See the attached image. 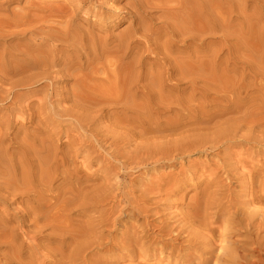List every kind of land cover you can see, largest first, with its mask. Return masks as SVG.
I'll use <instances>...</instances> for the list:
<instances>
[{"label": "bare ground", "instance_id": "1", "mask_svg": "<svg viewBox=\"0 0 264 264\" xmlns=\"http://www.w3.org/2000/svg\"><path fill=\"white\" fill-rule=\"evenodd\" d=\"M86 1V0H85ZM94 1V2H93ZM87 0V3H88V5L90 4L91 5V3H92V5L95 3V1L97 2V3H99L100 2V4H101V1L103 2V0H99V2H98V0ZM240 1H242V0H240ZM245 1V3L244 4H246V1L247 0H244ZM258 1V0H257ZM0 2H2L1 0H0ZM6 3V1H3V3ZM261 3H262V1H260ZM239 0H126L125 1V6H124V9H125V12H126V14L124 15V16H121V19L120 20H118L117 22H121L122 21V19H129L128 21L129 22H127V20H126V22H127V26L126 27H124V28H126L125 30H124V28H123V30H121V31H123V32H119V34L117 35L116 34V36H112V37H110V35H109V37H108V35L106 36V37H104V36H102L101 38L100 37H98L99 36V34L98 35H93L92 33L93 32H90V30H81V29H79V27H78V29L77 28H73L72 27V29L69 31V29L67 28V26H65V27H63V30L64 31H62L61 32V30L60 29H58V35L61 33V35H59V36H61V38L60 37H58V38H55V37H50L51 39L52 38H55V39H52L51 40V43H50V48L48 49L47 47H46V45H45V47H44V45H43V50H44V48L46 49V51H45V53H43L42 55L40 54H37L38 53V51L40 50V47H42V46H37L36 45V43L35 42H33V45H36L37 47H39V50L38 51H36V49L34 50V51H36L37 53V55L35 56V55H32V51H30L32 48H28L27 46H22V48H21V50H23V47H27L29 50H27V52L28 51H30V52H28V53H30V55H24L23 57H29V56H31L32 58H34V59H32V60H30V58H29V62H28V60L27 59H25L24 60V62H26V63H28L29 65H31L32 66V69L33 68H35V70H36V68H37V71L36 72H34V73H30L31 72V70H29L30 72V75L27 73L28 72V68H27V71H26V73H27V75L29 76L28 78L26 77L25 79H24V77H25V75L24 76H22L23 77V79H21V77L19 78V76L17 77V78H19L18 80H14V79H16V77L14 78L13 76H15V75H20L21 73H22V71H19L20 72V74L18 73V70L16 69L15 70V68L12 66V64H10V63H12V61L11 62H9L8 61V59L7 58H4V57H2V58H4V59H7V61L9 62H7L6 63V60H5V62L3 61V62H1L0 61V63H3L2 65L0 64V66H1V71H0V88L1 87H4L5 85H8V87L6 88H2L1 90H0V102H3V101H6L7 99H8V97H10V96H12L13 94V89H15L16 88V86H19V87H17V88H20V86L21 85H27V86H33V85H36V82L38 83V82H40L39 84V86H40V89H49L50 90V85H53V83H58V81H61V79L62 78H64V77H69V79H70V77H72V81L71 82H73L74 83V86L72 85V87H70L71 88V94L70 95H68L67 94V90L65 91L66 93H64L65 94V96L61 99V100H58V105H59V102H64V103H66L67 102V100H70V103H67L69 106H65L66 108H62L61 107V105L62 104H60L59 106L61 107V109H60V107H57L56 105L54 106V109L53 110H55L54 111V114H59V116L61 117V115H64V116H67L68 117V121H70L69 122V125L70 124H74L75 125V127H78V128H76V129H78L79 131H80V133L78 132V130H77V132L79 133V135L77 134V133H71V135L72 134H77V137H78V139H80L79 140V142L81 141V143L83 144H80L79 145V147L78 146H76V144H74V141L73 142H71L70 140V144L68 143V145H66V147L65 148H63V149H61V148H59L58 146H56V144H54V142H52V140H54L55 139V137H54V135H56L54 132L57 130V129H55V131L54 130H52V131H54V132H49L50 130H51V128H50V130L49 131H47V130H42V127L40 126L43 122H42V120H41V118H39V117H41V115H43L42 116V118H44V116H46V115H49V114H47L46 113V115L44 114L45 112H44V107H41L42 109H43V111H38V110H36V107H35V109H33V108H30V110L32 109V111L33 110H36V112L34 111V112H32L31 111V114H36V115H39V116H37V119L36 118H34L35 116L34 115H31V114H28V116L30 115V116H34L33 118L34 119H36V123L38 124V127H34V128H32V127H30V128H32L33 129V131H30L31 132V134L29 135L28 133H26L25 132V134L23 135V137H22V139H21V137L19 138V134L17 135V131H16V133H15V140L14 141H16V138L18 137L19 139H21V141H20V146H18V144H17V146H18V148L16 149L15 148V146H14V148L16 149V151H14V150H12L13 152H10V153H8V149H7V147H4L3 146V143H5L4 141H5V138H4V136H6V135H8V131H9V129H11V128H9V127H6L7 126V124H8V122H10L9 121V119H7V121L6 122H4V125H5V123H7L6 124V126H2L3 124L0 122V203H4V204H6V206L8 205V203L10 202V203H15V202H18V204L14 207V209L12 210V215L11 216H9V217H7V218H2V217H0V250L1 249H3V250H1V253L4 251V253H3V256H2V262L0 261V263H2V264H45V262H46V264H99L97 261H94V262H97V263H94L93 261H91V257L93 258V256H91L90 257V254H89V252H91L93 249H90L91 247H94V246H92V242L94 243V241L96 242V243H98L97 241H96V239L97 240H100V238L102 239V237L100 236L99 237V239H98V237L96 238H92L91 239V235H89L88 236V234H89V232H90V227L92 228V226L94 225V227H93V229L91 230V232H92V234L93 233H96L95 231H96V229L94 230V228H97L98 227V225H102V222L100 223V224H98L97 223V227H95V225L96 224H94V222L92 223L90 220H92L93 218H94V216L91 218L90 217V214H92V213H90L89 215L88 214H86V215H88L89 217H87V219H86V221H85V219H84V222L82 221V220H79V221H82L81 222V226L82 227H78V225L76 226L75 224H74V226L77 228V230H76V228L73 226V223H75V221L74 220H72V221H74L73 223L70 221L71 220V216H69L70 218V220L68 219V217L67 216H65L63 213L64 212H66L67 213V211L68 210H70L71 209V207H74L75 206V208H77L76 207V205L77 206H79V205H82L81 207H83V205L84 204H86L87 203V205H84V206H89L88 205V203H89V201L88 202H86L85 203V201H86V198H84V197H87L88 198V196L86 195V196H84L85 194H87V193H89V192H85L84 193V195H83V198L85 199H80L81 197H82V194L80 195L79 194V191L81 192V191H83V189H88V188H82L81 190L79 189V187H78V182H76V181H73V182H76L77 184H76V186L75 187H73V185H71L70 184V181L73 179V174L74 173H76L78 170L77 169H75L76 171H74V169H73V172H72V170H71V168H70V170L71 171H67V168H66V166L69 164V163H72V162H70V161H72V159H71V152H74L75 153V155L74 156H76V155H78L79 153H82V154H89V152L92 150V149H94V144H93V142H92V140H91V138L93 139H95V143H97L98 144V146H100V147H103V143L105 142L106 143V140H107V138H108V136L110 135V134H112V136H111V138L113 139V141L114 142H121L122 143V145L121 146H119V147H121L122 148V146H123V150H122V152L124 151V148H128V147H130V145H132L133 146V148L131 147V148H129V150L130 149H132V150H135V149H137L138 150V148H141L140 147V145H138L139 143H140V141H142V143H144L143 142V139L145 140V142H146V138H148V140L147 141H149V137H146V136H143L144 138L143 139H141L140 141H139V143H135L136 145H134V143L133 144H131V142H132V140H133V142H137V138H141L142 137V135H141V133L139 134V131L140 132H142L143 134L145 133V132H148V131H146V129L147 128H144L145 127V125H144V127H143V124L145 123V121H149L150 119H151V117H152V115H153V109L154 108H156V104L159 102L160 103V105H162V106H165L167 103H165L164 105H163V103L166 101V102H168V100H171L172 99V101L170 102V104L171 105H173V104H175L176 105V107H178V106H180L181 105V97L183 98V97H185L184 95L182 96L181 95V97L180 98H177L174 94H173V96H172V94L171 93H169L172 97H174L175 96V100H173V98L171 97V99H170V97L168 98L167 97V99H165V97L167 96H165L164 95V92H165V90H166V88H169V86H167V87H165L164 88V86H165V82L166 83H168L167 81H166V79H168L169 80V78H171V77H169V76H175L174 77V79L176 78V81H174V82H181V81H184V82H188L189 84L191 83L192 84V88L190 87L191 86V84H190V88L191 89H188L189 91V94H187L188 96H189V98L187 99V97H186V102H188L189 101V99H191V98H194V95L197 93V92H199L200 90L203 92V90H202V88L203 87H205V86H203V84H204V75H206V77H208L207 75H210L211 77H214L215 76V70H214V68H211V67H209V66H211V65H215L214 63H216V61H217V59H220L219 57H220V54L219 53H221V52H225V51H223L222 49L224 48H227L228 50H229V52H228V50H226L227 52L225 53L226 55V57H224L223 58V61L224 60H227V61H229L230 60V58L233 56V55H231V52L233 53L234 52V55H236L235 54V52L236 53H238V46L236 47V45H238L237 44V41H238V34L239 33H237L236 34V30L238 29V26L240 27V23H239V25H237V26H235V27H237V29L235 30L234 28H233V26H234V22H236V21H234V20H236L235 18H237V17H235V12H237L236 11V9L239 7ZM242 3V2H241ZM255 3V2H254ZM253 3V4H254ZM264 3V2H263ZM263 3H262V5H263ZM82 4V3H81ZM96 4V3H95ZM100 4H97L98 6L100 5ZM103 4L104 3H102V6H103ZM107 4V3H106ZM243 4V5H244ZM248 5L249 6H251L249 3H248ZM255 5H257L258 6V3L256 2V4ZM0 6H2L3 7V5H1L0 4ZM83 6V5H82ZM238 6V7H237ZM241 6V5H240ZM245 6H247V5H244V7ZM257 6L255 7V8H257ZM260 7H261V5H259ZM81 7V6H80ZM108 7H109V5H108ZM112 7V6H111ZM111 7L109 8L110 10L109 11H111ZM116 7V6H115ZM119 7V6H118ZM242 7V6H241ZM241 7H239L241 10H242V8ZM252 7V6H251ZM259 7V8H260ZM264 7V6H263ZM83 8V7H82ZM101 8V7H100ZM105 8H106V6H105ZM104 8V9H105ZM79 9V8H78ZM81 9V8H80ZM86 9V8H85ZM89 9V8H88ZM104 9L103 8H101V12L102 13H99V15H101L102 14V16H103V14L105 13H103V11H104ZM113 9H114V7H113ZM116 9V8H115ZM113 10L112 12H116V10ZM253 9V8H252ZM261 9H263L262 7H261ZM63 10V9H62ZM246 10V9H245ZM249 10V9H248ZM257 10V9H256ZM63 11H65V10H63ZM107 11V10H106ZM252 11V10H251ZM254 11V10H253ZM262 10H259V13L261 12ZM58 12V11H57ZM100 12V11H99ZM243 12H244V10H243ZM250 12V11H249ZM249 12H248V15H249ZM255 12V11H254ZM13 13H16V12H13ZM24 13H26V12H24ZM54 13V12H53ZM56 13V12H55ZM66 13V12H65ZM71 13V12H70ZM109 13V12H108ZM119 13V12H118ZM238 13H239V11H238ZM245 13H246V11H245ZM244 13V15L242 16V15H240L241 17H246V14ZM259 13H257L256 12V14H259ZM262 13V12H261ZM260 13V14H261ZM263 13H264V11H263ZM262 13V14H263ZM57 14V13H56ZM61 14H63V13H61ZM67 14V13H66ZM72 14V13H71ZM75 14H76V12H75ZM106 14V13H105ZM239 14H242L241 13V11H240V13ZM251 14V13H250ZM252 14H253V12H252ZM259 14V15H260ZM20 15V14H19ZM22 15V14H21ZM51 15V14H50ZM54 15V14H53ZM57 15H59V14H57ZM56 15V16H57ZM68 15H70V14H68ZM68 15H66V16H68ZM73 15L74 14H72V18H73ZM153 15H158V17H153ZM254 15L255 14H253L252 16H250L249 15V17L250 18H254ZM264 15V14H263ZM2 16V15H1ZM8 16H10V15H8ZM64 16V15H63ZM119 16V15H118ZM4 17V16H3ZM2 17V18H3ZM6 17H7V15H6ZM5 17V18H6ZM15 17V16H14ZM13 17V18H14ZM23 17V16H22ZM70 17V21H71V16H69ZM74 17H77L76 15H74ZM114 17V16H113ZM235 17V18H234ZM258 17V16H257ZM264 17V16H263ZM9 18V17H8ZM7 18V19H8ZM11 18H12V16H11ZM10 18V19H11ZM32 18V17H31ZM34 18V17H33ZM44 18V17H43ZM50 18V17H49ZM60 18V17H59ZM64 18V17H63ZM66 18V17H65ZM64 18V19H65ZM239 18V17H238ZM248 18V17H247ZM250 18L249 19H246V20H249V21H247L248 22V24H247V26H249V23H251L250 22ZM259 19H260V17H258ZM4 19V18H3ZM14 19H16V18H14ZM22 19V18H21ZM40 19V18H39ZM47 19V18H46ZM67 19V18H66ZM76 18H73V20L74 21H76L75 20ZM241 19V18H240ZM239 19V20H240ZM251 19V21L252 22H254L253 20ZM262 19V18H261ZM260 19V20H261ZM18 20V19H17ZM20 20V19H19ZM28 20V19H27ZM48 20V19H47ZM46 20V21H47ZM54 20V19H53ZM57 20H59V19H57ZM68 20V19H67ZM158 20V21H157ZM159 20H160V22H159ZM13 21V20H12ZM21 21V20H20ZM22 21H24V20H22ZM26 21V20H25ZM31 21H34V20H31ZM37 21V20H36ZM41 21V20H40ZM40 21H38V22H40ZM56 21V20H55ZM54 21V22H55ZM69 21V23H71L72 24V21L70 22ZM241 21H242V19H241ZM241 21H239V22H241ZM258 21V20H257ZM262 22H263V20H261ZM49 22V21H48ZM62 22H64V20L62 21ZM66 20H65V24H66ZM119 22V23H120ZM244 22V21H243ZM246 22V23H247ZM260 22V21H259ZM258 22V23H259ZM3 22H1V24H2ZM12 23V22H11ZM10 23V24H11ZM17 23H18V21H17ZM28 23H30V22H28ZM32 23H34V22H32ZM37 23V22H36ZM60 23V22H59ZM245 23V22H244ZM244 23H243V25H244ZM257 23V22H256ZM255 22L250 26V28L251 29H249V31L251 30V32H252V35L250 34V33H248V35L250 34V38H248V36L245 38V36L247 35V33L245 34V36H243L242 38H241V40H245V41H248L249 39H251L252 40V45L250 44L251 42H248V44L246 45V42L244 43L245 45L244 46H247V48H248V50L250 49V55L248 54V52L247 53H245V51H243L244 53H242V55H241V52H240V55L242 56V57H240L241 59L242 58H245V55H249L250 57H248V56H246V58L248 57L249 59V61H248V63L250 64V77H256V76H258L259 78H260V80H259V82H260V84H258V85H256V86H254V84H256L258 81H252V79H251V87H252V85H253V87H255V89H254V91H253V94L255 95V99H257L256 101H259V105H258V107H257V109H258V111H256L257 113H255L253 110H251L252 112H253V114L254 115H256V114H258L259 113V115H257L255 118H253L252 116V118H250V121H248L247 122V124H246V121H245V123H243L242 121H237V123L239 124V125H241V126H238V124L234 121V123H236L237 124V126H234V124H233V127H231V129L229 130V128L228 127H226V128H228V130L229 131H227V132H229V133H227V134H229L230 136H232V135H234L235 136V134H236V132H237V134H239L238 133V130H240V128L242 129V128H245L244 127V125H246V126H250V127H247V129L246 130H248V128H250V139L252 140L253 139V142L254 143H260L261 142V144L263 145V140H264V39H263V35H264V33L263 34H261L262 32L260 31V32H258L260 29H261V25L263 24V23H261V25H257ZM4 24V23H3ZM21 24V23H20ZM19 24V25H20ZM38 24V23H37ZM64 24V25H65ZM68 24V23H67ZM71 24H70V26H71ZM75 24V23H74ZM260 24V23H259ZM25 25V24H24ZM27 25V24H26ZM81 25V24H80ZM236 25V24H235ZM246 25V24H245ZM244 25V26H245ZM4 26V25H3ZM2 26V27H3ZM34 26V25H33ZM32 26V28H35V27H33ZM49 26H50V23H49ZM52 27H53V24L51 25ZM58 26V25H57ZM60 26L61 25H59L58 27L60 28ZM70 26L68 25V27L70 28ZM76 26V25H75ZM78 26V25H77ZM76 26V27H77ZM256 26V27H255ZM257 26L260 28L257 32L258 33H260L261 35H258V34H256L257 32L255 31V30H257L258 28H257ZM264 25H262V27H263ZM37 27V26H36ZM62 27V26H61ZM243 27V26H242ZM241 27V28H242ZM0 28H1V26H0ZM5 28V27H4ZM8 28V27H7ZM6 28V29H7ZM13 28V27H12ZM16 28V27H15ZM40 28V27H39ZM64 28H67V29H64ZM241 28H240V30H241ZM244 28H246L247 29V27L245 26ZM256 28V29H255ZM37 29H38V27H37ZM243 29V28H242ZM247 29V30H248ZM263 29V28H262ZM10 30V29H9ZM9 30H5V29H1L0 31H1V33H0V38H2V36H4L5 35V33H7V31L9 32V34H12L11 32H13L12 30H11V32L9 31ZM43 30V29H42ZM46 30V29H45ZM44 30V31H45ZM49 30V29H48ZM51 30V29H50ZM60 30V31H59ZM244 30V29H243ZM264 30V29H263ZM19 31H21V30H19ZM32 31V30H31ZM54 31V30H53ZM17 32V31H16ZM16 32H13L14 34L16 33ZM22 32H24V31H22ZM21 32V33H22ZM39 32V31H38ZM46 32H49V31H46ZM46 32H45V34H46ZM218 32H220L222 35H220ZM238 32V31H237ZM243 31H241L240 33L241 34H244V33H242ZM255 32V33H254ZM25 33H26V31H25ZM40 33V32H39ZM217 33L219 34V37L221 36H223L224 37V39H226L225 37H227V39H228V42L231 40H229V38H228V36L229 37H231V36H236L235 37V46H233V47H236V51H235V48H231V47H227V39L226 40H224V39H221V38H218L217 40H216V35H217ZM3 34V35H2ZM35 34V33H34ZM36 34H37V32H36ZM36 34H35V36H36ZM41 34V33H40ZM49 34H53L52 33V31H51V33H49ZM54 34H55V32H54ZM108 34H111V33H108ZM8 34H6V36H7ZM30 35H31V33H30ZM39 35V34H38ZM37 35V36H38ZM56 37L58 36L57 35V32H56ZM209 35L211 36V35H214V37L211 39V40H207L208 38H209ZM5 36V37H6ZM9 36V35H8ZM22 36V35H21ZM27 36V35H26ZM32 36V38L34 37V35H31ZM31 36H29V37H31ZM40 36V35H39ZM104 37V39H102ZM212 37V36H211ZM222 37V38H223ZM4 38V37H3ZM44 38V37H43ZM43 38H41V39H43ZM232 38V37H231ZM239 38V39H240ZM31 39V38H30ZM59 39V40H58ZM221 39V40H220ZM49 40V39H48ZM48 40H47V42H48ZM54 40H56V41H60L61 40V42H62V45H63V43H69V45H67L66 43H65V45H67V46H62V47H60V50L59 49H57L58 51L57 52H55L56 50H55V46L57 45H55V43H54ZM206 40H207V42H206ZM233 40V39H232ZM250 40V41H251ZM254 40V41H253ZM44 41V39L41 41V42H43ZM55 41V42H56ZM7 42V41H6ZM40 42V43H41ZM46 42V43H47ZM179 43L180 44V48L179 49H175L174 48V46H175V44L176 43ZM232 42V41H231ZM234 42V41H233ZM240 42V41H239ZM238 42V43H239ZM244 42V41H243ZM15 43V42H14ZM26 43V42H25ZM35 43V44H34ZM49 43V42H48ZM57 43V42H56ZM60 43V42H59ZM177 43V44H178ZM240 43H242V41L240 42ZM7 44V43H6ZM8 44H10V43H8ZM30 44V43H29ZM229 44H230V42H229ZM243 44V43H242ZM5 45V41H4V44H3V46ZM22 45V44H21ZM20 45V46H21ZM49 45V44H48ZM47 45V46H48ZM233 45V44H232ZM250 45V46H249ZM6 46V45H5ZM4 46V47H5ZM32 46V45H31ZM30 46V47H31ZM59 46V45H58ZM177 46H179V45H177ZM229 46V45H228ZM231 46V45H230ZM11 47V46H10ZM15 47V46H14ZM14 47H12V48H14ZM53 47V48H52ZM251 47V48H250ZM11 48V49H12ZM16 48L17 49H19V46L17 47L16 46ZM15 48V49H16ZM35 48V47H34ZM52 48V49H51ZM59 48V47H58ZM143 48V49H142ZM217 48H219L218 50H217ZM242 48V47H241ZM2 49V48H1ZM5 49V48H4ZM3 49V50H4ZM10 49V50H11ZM14 49V50H15ZM38 49V48H37ZM42 49V48H41ZM65 49V50H64ZM67 49V50H66ZM144 49H146V50H148V52L147 53H153L154 54V52H156V54H158L160 57H158L156 60V62H155V60L153 61V62H155V64H156V66H157V68L155 67V70L153 69L152 71H154L153 73L154 74H152V73H150L148 70H146L147 72H149V73H147V72H145L144 73V71L142 70V68L143 67H146L145 65H143V63H142V57H139L142 53L144 54V52H142L141 53V51L142 50H144ZM204 49H211L212 51H213V53L211 54L210 52H212V51H209V53L211 54V55H209L208 56V54H206L209 58H207V56H206V58H205V55H202V54H205V50ZM232 49H234V51H232ZM7 50H8V46H7ZM7 50H5V52L7 51ZM9 50V51H10ZM20 50V49H19ZM20 50V51H21ZM70 51V50H72V53L70 52V54H69V52H68V55H65V53H64V51ZM217 50V51H216ZM244 50V49H243ZM8 51V52H9ZM16 51V50H15ZM15 51H13V52H15ZM42 51V50H41ZM43 51V52H44ZM140 51V55H138V52ZM215 51V52H214ZM220 51V52H219ZM24 52H26L25 51V49H24ZM26 52V54H28ZM40 52V51H39ZM176 53V54H178V55H180V57L178 56V55H174L173 57H171V54H173V53ZM219 52V53H218ZM1 53V52H0ZM7 53V52H6ZM11 53V52H10ZM42 53V52H41ZM5 54V53H4ZM15 54H17L16 52H15ZM20 54H21V52H20ZM23 54H25V53H23ZM145 54H146V52H145ZM224 54V53H223ZM222 54V55H223ZM3 55V54H2ZM7 55H9V54H7ZM147 55V54H146ZM239 55V56H240ZM0 56H1V54H0ZM10 56V55H9ZM11 56H12V54H11ZM155 56V55H154ZM175 56H178V57H175ZM237 56V55H236ZM244 56V57H243ZM6 57V56H5ZM14 57V56H13ZM18 57V56H17ZM20 57V56H19ZM144 57V56H143ZM234 57V56H233ZM22 58V57H21ZM237 58L239 59V57L237 56ZM237 58H236V60H237ZM1 59V58H0ZM11 59V58H10ZM12 59H14V58H12ZM16 59V58H15ZM146 59V58H145ZM222 59V58H221ZM221 59H220V61H221ZM234 59H235V57H234ZM233 59V60H234ZM242 60H244V59H242ZM145 61V60H144ZM147 61V60H146ZM145 61V63H147ZM149 61V60H148ZM246 61V60H245ZM246 61V62H247ZM24 62H22L21 64L24 66V68H25V66L27 65V64H25L24 65ZM231 62V61H230ZM239 62V61H238ZM242 62V61H241ZM241 62H239V65H241L242 63ZM246 62H245V65H246ZM5 63V64H4ZM15 63V62H14ZM144 63V64H145ZM150 63V62H149ZM222 63H224V62H222ZM227 63V62H226ZM233 63V62H232ZM235 63H237V61L235 62ZM241 63V64H240ZM6 64H8V65H6ZM217 64H220V62L218 63L217 62ZM228 64V63H227ZM227 64H225V67L228 69V67L226 66ZM229 64H231V63H229ZM15 66H16V68H18V66H17V63L16 64H14ZM18 65H20L19 63H18ZM148 66V68L146 67V69H149V65L150 64H147ZM151 65H152V63H151ZM150 65V66H151ZM233 65H234V63H233ZM236 65H238V64H235V67H236ZM21 66V65H20ZM20 66H19V68H20ZM217 66V65H216ZM224 66V64H222V67ZM244 65H242V67H243ZM248 66V65H247ZM246 66V67H247ZM3 67H5V68H3ZM22 67V66H21ZM26 67H28V66H26ZM30 67V66H29ZM214 67V66H213ZM221 67V66H220ZM225 67H223V68H225ZM229 67H230V65H229ZM245 66H244V68H246ZM23 68V67H22ZM222 68V70H224ZM225 68V69H226ZM231 68V67H230ZM237 68V67H236ZM235 68V69H236ZM249 68V67H248ZM21 69V68H20ZM30 69V68H29ZM54 69V70H53ZM55 69H57V70H55ZM145 69V68H144ZM151 69V68H150ZM218 69V68H217ZM221 68H219L218 69V71L220 70ZM231 69H233L234 70V68H231ZM239 70H240V66H239V68H238ZM237 69V70H238ZM242 69V68H241ZM22 70V69H21ZM25 70H26V68H25ZM39 70V71H38ZM52 70V71H51ZM222 70H220V71H222ZM244 70V69H243ZM247 70L245 71V72H247ZM24 71V70H23ZM34 71V70H33ZM32 71V72H33ZM242 71V70H241ZM240 71V72H241ZM25 72V71H24ZM243 73H244V71H242ZM230 73H231V71H230ZM233 73V72H232ZM235 73H237L238 74V71L237 72H235ZM243 73H242V75H243ZM23 74V73H22ZM21 74V75H22ZM225 76H228L227 74H225V73H223ZM223 74H221L222 76H223V79L225 78V76L223 75ZM234 74V73H233ZM26 75V76H27ZM100 75V76H99ZM102 75V76H101ZM220 75V74H219ZM220 75V76H221ZM230 75V74H229ZM239 75V74H238ZM220 76H217V74H216V77H214L215 79L217 78V77H219V78H217V82L219 81L218 79H221L220 78ZM231 76V75H230ZM233 76H236V75H233ZM244 76V75H243ZM243 76H241V77H243ZM245 76H247V75H245ZM250 77H248V78H250ZM14 78V79H13ZM213 78V79H214ZM230 78V77H229ZM228 78V80L227 79H225V81H226V84H225V81L223 80V82H224V84L227 86V84H228V86H227V89L226 90H228V88H230L229 86H230V84L232 83V84H234L233 83V81H231V80H233L232 79V76H231V78L229 79ZM235 79H236V81H237V79H240V78H236V77H234ZM244 78V77H243ZM207 79V78H206ZM235 79H234V81H235ZM242 79V78H241ZM257 79V78H256ZM10 80L12 81V82H10ZM49 81V85L47 86V84L45 83V81ZM172 80V79H171ZM209 80V79H208ZM258 80V79H257ZM210 81V80H209ZM208 81V84H210V82ZM214 81V80H213ZM230 81H231V83H230ZM236 81H235V84H236ZM242 81V80H241ZM241 81H239V82H241ZM183 82V83H184ZM207 82V81H206ZM216 82V81H215ZM223 82H222V84L220 83H215V84H219V85H224L223 84ZM238 81H237V83H239ZM244 82V81H243ZM57 83L56 84H54V85H57ZM61 83V82H60ZM68 83V82H67ZM70 83V82H69ZM72 83V84H73ZM244 83H246V82H244ZM65 84H66V82H65ZM170 84V83H169ZM168 84V85H169ZM174 84H176V83H174ZM181 84H182V82H181ZM180 84V85H181ZM207 84V86H209ZM243 83L241 82V85H242ZM38 85V84H37ZM36 85V86H37ZM177 85V84H176ZM187 85H185V88H186V86ZM240 85V84H239ZM246 85V84H245ZM245 85L243 86V87H245ZM27 86H25V87H27ZM35 86V87H36ZM179 86V85H178ZM182 86H184V85H182ZM180 87V89H182L183 88V90H184V87ZM206 86V87H207ZM215 86H217V85H215ZM237 86V85H236ZM236 86H232L231 88H232V90H230V93L231 94H229V95H231V98L229 97V98H227L228 100L230 99V100H232L233 102H235L234 100V98L235 97H237V95L239 94H235V93H237V92H235V91H237V90H233V88H236ZM15 87V88H14ZM23 87V86H22ZM21 87V88H22ZM38 87V86H37ZM37 87H36V89L34 88V87H31V88H34L33 90L34 91H38V89H37ZM58 87V86H57ZM210 87V86H209ZM214 87V86H213ZM222 87H224V86H222ZM238 87V86H237ZM241 87V86H240ZM246 87H247V85H246ZM248 87H249V84H248ZM247 87V88H248ZM252 87V88H253ZM9 88V89H8ZM24 88V87H23ZM29 88V87H28ZM30 88V89H31ZM53 88H55V86L54 87H52L51 88V92H52V96L54 97V95H57V92L55 91V89H57V88H55V89H53ZM59 88V87H58ZM65 88H63L64 90H65ZM171 88V87H170ZM174 88V87H173ZM5 89V90H4ZM30 89L29 90H27V91H30ZM61 89V88H60ZM210 89H216V88H211L210 87ZM217 89H219V87L217 86ZM222 89V88H221ZM239 89H242V88H239ZM245 89V88H244ZM6 90H9V91H6ZM13 90V91H12ZM32 90V89H31ZM44 90V91H45ZM49 90H47V91H45L46 92V94H47V92L49 91ZM62 90V89H61ZM60 90V91H61ZM179 90V89H178ZM220 90V89H219ZM223 90V89H222ZM226 90H224V91H226ZM228 90V91H229ZM243 90V89H242ZM242 90H241V92H242ZM247 90H249V89H247ZM17 91V90H16ZM33 91V92H34ZM168 91H169V89H168ZM173 91V90H172ZM182 91V90H181ZM184 91H186V90H184ZM212 90H210V92H211ZM216 91H218V90H216ZM228 91H227V93H228ZM15 92V91H14ZM18 92V91H17ZM17 92L14 94V95H16L17 94ZM20 92V91H19ZM31 92V91H30ZM40 92H43V91H40ZM59 92V91H58ZM183 92V91H182ZM187 92V93H188ZM201 92V93H202ZM205 92V91H204ZM207 92H209V91H207ZM209 92V93H210ZM220 92V94H221V92H222V94H223V91H219ZM235 92V93H234ZM240 92V93H241ZM244 92V91H243ZM32 93V92H31ZM62 93V92H61ZM166 93H168V92H166ZM165 93V94H166ZM176 93H177V91H176ZM181 93V92H180ZM179 92L177 93V94H180ZM209 93H206L205 92V94L207 95L208 94V97H209ZM218 93V92H217ZM225 93V92H224ZM227 93H226V97H227ZM244 93H246V92H244ZM249 93H251V92H249ZM12 94V95H11ZM45 94V93H44ZM45 94V95H46ZM49 94L51 95V93L49 92ZM67 94V95H66ZM182 94V93H181ZM199 94H200V92H199ZM199 94H197V96H199V97H201V94L199 95ZM236 96H235V95ZM8 95H10V96H8ZM42 96H44L43 95V93L41 94ZM48 95V94H47ZM50 95H49V98H50ZM186 95V96H187ZM219 95V94H218ZM218 95L216 94V96L218 97ZM244 95V94H243ZM251 95V94H250ZM156 96V99L158 100V102H157V100H155V97ZM178 96V95H177ZM196 96V97H197ZM211 96V95H210ZM239 96V95H238ZM246 96H249V94L248 95H246ZM252 96V95H251ZM19 98V96H18V94H17V96H13V98H14V100H16V98ZM45 97H47V96H45ZM44 97V98H45ZM52 97V98H53ZM58 97H62V96H59L58 95ZM158 97V98H157ZM198 97V98H199ZM203 97H204V95H203ZM203 97H201V98H203ZM206 97V96H205ZM220 97V96H219ZM224 97V96H223ZM222 97V98H223ZM254 97V96H253ZM17 98V99H18ZM29 98V97H28ZM43 98V97H42ZM43 98V99H44ZM57 97H55V99H56ZM154 98V99H153ZM212 98V97H211ZM214 98V97H213ZM211 99V100H214V99ZM239 98V97H238ZM240 98H241V96H240ZM247 98V97H246ZM38 99V98H37ZM137 99H138V102H137ZM139 99H140V102H139ZM184 99V98H183ZM182 99V100H183ZM195 99V98H194ZM193 99V100H194ZM204 99V98H203ZM202 99V100H203ZM216 99V98H215ZM220 99V98H219ZM224 99V98H223ZM234 99V100H233ZM244 99V98H243ZM249 99V102H250V98H248ZM8 100H10V99H8ZM51 100V99H50ZM49 100V101H50ZM53 100V99H52ZM156 102L155 103V105H154V101ZM184 100V101H185ZM200 102L199 103H201V99H198ZM205 100H206V98H205ZM225 100V99H224ZM224 100H223V103H224ZM227 100V102H229V103H231L232 101H228ZM237 100V99H236ZM241 100V99H240ZM246 100V99H245ZM11 101H12V99H11ZM16 101H19V100H16ZM35 101V100H34ZM40 101V103L43 101V100H39ZM45 101H46V98H45ZM48 101V102H49ZM54 101V100H53ZM56 101V100H55ZM196 101H197V98H196ZM215 101V100H214ZM218 101H220V102H222V99L221 100H218ZM7 102H9V101H7ZM47 102V101H46ZM69 102V101H68ZM190 102H192L191 104H190V106L191 105H193V101H189V103ZM198 102V101H197ZM203 102H205L204 100H203ZM202 102V103H203ZM216 102H217V100H216ZM238 102V101H237ZM237 102H235V103H237ZM242 102H244V101H242ZM246 102V101H245ZM248 102V101H247ZM248 102V103H249ZM18 103V102H17ZM43 103H44V101H43ZM50 103V102H49ZM57 103V102H56ZM55 102H52L51 104H56ZM158 103V104H159ZM184 103V102H183ZM182 103V104H183ZM205 103H207V101L205 102ZM210 103H211V101H210ZM225 103H226V101H225ZM235 103H232L233 104V106H235ZM238 103H240V102H238ZM237 103V104H238ZM2 104V103H1ZM3 104H6V103H3ZM11 104V105H10ZM10 104H9V108L8 109H6L5 108V110H8L9 111V113L8 114H10V115H8V114H4V116H6V117H9V116H11V114H12V112H14V111H16V112H21V111H24L23 110V108L21 107H18L19 105H17V104H15V101H12V102H10ZM157 104V105H158ZM204 104V103H203ZM209 104V103H208ZM212 104H214V102H212ZM221 104V103H220ZM231 104V105H232ZM236 104V105H237ZM241 104H243V103H241ZM247 104V103H246ZM250 104V103H249ZM249 104H247V105H249ZM40 105H42V104H40ZM63 105H65V104H63ZM167 105H169V102H168V104ZM167 105H166V107H167ZM186 105V107H188L187 106V104H185ZM189 105V104H188ZM195 106L197 105V104H194ZM193 105V106H194ZM199 106H197V108L199 107V109H200V104H198ZM205 105V104H204ZM204 105H202V106H204ZM207 105V104H206ZM206 105H205V107L204 108H206ZM217 105H219V103L217 104ZM224 105V104H223ZM225 105H227V104H225ZM239 106H243V105H240V104H238ZM237 105V106H238ZM246 105V106H247ZM251 105V104H250ZM2 106H4V105H2ZM43 106H44V104H43ZM50 106V105H49ZM194 106V107H195ZM201 106V107H202ZM215 105H213V107H214ZM245 106V103H244V107H246ZM6 107V106H5ZM26 107V106H25ZM46 107V106H45ZM64 107V106H63ZM111 107H113L114 108V113L113 112H111V114H110V109L109 108H111ZM159 107H161V106H159ZM169 107V110H170V105L168 106ZM172 107V106H171ZM174 107V106H173ZM180 107H182V105L180 106ZM185 107V108H186ZM208 107V106H207ZM230 107V106H229ZM229 107H225V108H229ZM236 107V106H235ZM234 107V108H235ZM249 107H254V106H249ZM39 109H41L40 107H38ZM51 108V107H50ZM50 108H48V109H50ZM163 108H165V107H162V110H163ZM196 108V107H195ZM217 108H219L220 109V106H218ZM233 109V107L231 106L230 107V109ZM243 108V107H242ZM256 108V107H255ZM107 109H109L108 111H107ZM130 110V111H135L136 113H135V115H138V119L136 118V117H132L131 119L132 120H134V118H136V122L139 124V130L138 129H135L136 127L135 126H133L134 124H133V122H132V124H130L131 122H129L128 121V119L126 118V116L128 115V114H126L125 115V111L126 110ZM158 109V108H157ZM174 109V108H173ZM175 109H178V108H175ZM184 108H182V110H183ZM189 109H192V108H189ZM198 109V110H199ZM208 109V108H207ZM219 109H216V110H214V111H216L217 113L215 114V115H218V113L220 112V115L222 114L221 113V111H217V110H219ZM238 109H241V108H238ZM238 109H237V111H238ZM246 109H247V107H246ZM248 109H250V108H248ZM254 109V108H253ZM2 110H4L3 108H2ZM1 110V111H2ZM27 111H28V109H26ZM46 110V109H45ZM53 110H52V112H53ZM125 110V111H124ZM162 110H161V112H162ZM168 110V109H167ZM187 110V109H186ZM186 110H184V111H186ZM201 110V109H200ZM199 110V111H200ZM202 110L203 111H207V110H205V109H203V107H202ZM202 110H201V112H202ZM221 110H224L223 108L221 109ZM227 109H225V111H226ZM241 110H244V109H241ZM124 113H123V112ZM155 111H156V109H155ZM159 111V110H158ZM165 111V109L163 110V112ZM178 110H176L175 112H177ZM181 111V110H180ZM188 111V110H187ZM209 111V110H208ZM207 111V112H208ZM213 111V112H214ZM225 111L223 112V114L225 115ZM229 111V110H228ZM234 111H236V110H234ZM233 111V112H234ZM234 112V113H237L238 114V112ZM247 111H249V113H250V110H247ZM247 111H244L245 112V114H246V112ZM29 112V111H28ZM38 112V113H37ZM44 112V113H43ZM48 112V111H47ZM108 112H109V114H108ZM129 112V111H128ZM127 112V113H128ZM160 112V111H159ZM169 112V111H168ZM196 112V111H195ZM227 112V111H226ZM230 112V111H229ZM228 112V113H229ZM232 112V111H231ZM241 112V114H242V112L243 111H240ZM3 113V112H2ZM25 113H26V111H24V116H25ZM43 113V114H42ZM48 113H50V111L48 112ZM165 113V112H164ZM185 113V112H184ZM189 113V112H188ZM198 113V112H197ZM210 113V112H209ZM212 113V112H211ZM210 113V114H211ZM234 113H232V114H234ZM156 114H158V112L157 113H155L154 115H156ZM173 114V113H172ZM177 114V113H176ZM181 114L184 116V115H188V114H183V111L181 112ZM181 114H177V116H181ZM189 114H192V113H189ZM194 114V113H193ZM196 114V113H195ZM199 114V113H198ZM202 113H200V117L202 116H205V114H207V113H205L204 115H201ZM209 114V115H210ZM213 114V115H214ZM223 114H222V117H221V119H222V121H225V120H228V119H226L225 117H231L232 118V116H236V117H238L237 115H232V116H226L225 115V117L223 116ZM230 114V113H229ZM240 114V113H239ZM240 114V115H241ZM252 113H251V115H253ZM13 115V114H12ZM135 115H133V116H135ZM197 115V114H196ZM214 115V117H217V116H215ZM243 115V114H242ZM241 115V116H242ZM248 115V114H247ZM247 115H244L245 117L247 116ZM4 116H3V118H4ZM15 116V115H14ZM63 116V117H64ZM160 116V115H159ZM174 115H172V117H173ZM182 116V117H183ZM189 116V115H188ZM194 116V115H193ZM212 116V114L210 115V117ZM243 116V117H244ZM250 116V115H249ZM2 117V116H1ZM48 117V116H47ZM46 117V118H47ZM49 117H50V115H49ZM47 118V119H49L50 120V118H54L55 116L53 115L52 117H50V118ZM56 117H58L57 115H56ZM66 117V118H67ZM129 117H131V116H129L128 115V118ZM157 117V116H156ZM171 117V116H170ZM170 117L168 118V119H170ZM178 117V118H179ZM182 117H180V120L182 121L183 120V118ZM186 117V116H185ZM194 117H196V116H194ZM199 117V116H198ZM206 117V116H205ZM204 117V118H205ZM213 117V118H214ZM219 117V116H218ZM235 117V118H236ZM248 117V116H247ZM246 117V118H247ZM13 118V117H12ZM24 118V117H23ZM27 118V117H26ZM32 118V119H33ZM46 118L43 120V121H45L46 120ZM53 118H52V120H53ZM65 118V119H66ZM108 119V118H110V120L108 119L107 121H110L109 122V125H108V123L106 124L105 123V121H104V119ZM174 118V117H173ZM177 118V117H176ZM182 118V119H181ZM194 119L193 117H191L190 116V119ZM197 118V117H196ZM208 118V117H207ZM212 118V117H211ZM225 118V119H224ZM235 118H233V119H235ZM241 118V117H240ZM240 118H238V120L240 119ZM1 119V118H0ZM6 119V118H5ZM4 119V120H5ZM25 119V118H24ZM28 119H30V118H28ZM62 119V118H61ZM105 119V120H106ZM130 119V118H129ZM154 119V118H153ZM152 119V120H153ZM203 118H201V121H203L202 120ZM206 119V118H205ZM220 119V118H219ZM219 119H216V120H218V121H220ZM224 119V120H223ZM248 119H249V117H248ZM10 120H11V118H10ZM15 120V122H16V119H14ZM26 120V119H25ZM48 120V121H49ZM51 120V121H52ZM132 120H130V121H132ZM174 121H175V118L173 119ZM172 120V121H173ZM179 120V119H178ZM177 119H176V121H177V123L178 124H176V123H174V124H176V126L177 125H181V124H179V121H178ZM186 120H188V119H186ZM185 119L183 120V121H186ZM209 120H210V118H209ZM207 121V122H210V121ZM212 120V119H211ZM230 121L229 122H231V120L232 119H229ZM237 120V119H236ZM244 120H246V119H244ZM2 121V120H1ZM12 121V120H11ZM21 121V120H20ZM31 121V120H30ZM33 121V123H34V120H32ZM48 121H45V123H44V125L46 124V122H47V124L49 123ZM63 121V120H62ZM65 121V120H64ZM104 121V122H103ZM171 121V123L173 124V122ZM191 122H192V120H190ZM194 121V120H193ZM218 121H216V122H218ZM221 121V124L223 125V126H225V122H222ZM28 122H29V120H28ZM71 122H73V123H71ZM134 122H135V120H134ZM154 122V121H153ZM187 122V121H186ZM191 122H189V123H191ZM196 123H197V125H198V123L200 122V120H198V122H197V120L195 121ZM204 122V121H203ZM213 122V121H212ZM227 122V121H226ZM250 122V123H249ZM33 123H32V125H33ZM36 123H34L35 125H36ZM68 123V122H67ZM137 123H136V125H137ZM150 123H152L151 121H149L148 122V125L150 124ZM189 123H187V124H189ZM204 123H206V122H204ZM219 123V122H218ZM232 123H233V120H232ZM11 124H13V122L11 123ZM10 123L8 124V125H11ZM15 124V123H14ZM13 124V125H14ZM20 124V123H19ZM49 124H51V123H49ZM48 124V125H49ZM129 124H130V126H129ZM168 124H170V122L168 123L167 122V125ZM173 124V125H174ZM186 124V126H188V128H189V125H187ZM211 124H213V123H210V124H208V125H206L205 124V126L204 125H202L201 124V122H200V126H204V127H208L209 128V125H211ZM216 123L214 122V124L213 125H215ZM220 123H219V125H221ZM226 124H228V123H226ZM229 124H231V123H229ZM16 125V124H15ZM55 125H58V124H56L55 123ZM65 125V124H64ZM131 125H132V127H131ZM192 125H196V124H190V126H192ZM197 125H196V127H194V129L195 128H198L197 127ZM212 125V126H213ZM219 125L217 124V128H215L214 130H213V132H210V131H212L211 129L214 127H210V131H209V133H211V134H209V136H212V134L214 135L215 134V132H216V134L218 133L217 131L219 130L218 129V127H219ZM221 125V126H222ZM259 126V127H263V128H261L259 131L257 130L256 132H258V133H256L255 134V130L256 129H254V127L255 126ZM18 126V125H17ZM19 126H21V124L19 125ZM18 126V127H19ZM47 126V125H46ZM45 126V127H46ZM146 126H147V124H146ZM175 126V125H174ZM178 126V127H179ZM183 126H184V124H183ZM182 126V127H183ZM199 126V128H202V127H200ZM229 126V125H228ZM24 127V126H23ZM28 127V126H27ZM48 127V126H47ZM46 127V128H47ZM137 127H138V125H137ZM171 127H173V126H171ZM193 127V126H192ZM215 127H216V125H215ZM22 127H20L19 128V131H20V129H21ZM44 128V127H43ZM70 128V127H69ZM71 128H73V126H71ZM71 128L70 129H68V131L66 130L65 132H66V134H67V132L69 133V132H71V131H69V130H71ZM152 127H151V125H150V131L149 132H152V129H151ZM167 128H168V126H167ZM175 128H177V127H175ZM179 128H181V127H179ZM178 128V129H179ZM183 128H185V130L187 129L186 127H183ZM18 129V128H17ZM53 129V128H52ZM59 129V128H58ZM122 129H123V131L124 132H122ZM126 131H125V130ZM149 129V128H148ZM190 129H191V127H190ZM189 129V130H190ZM193 129V130H194ZM207 129V128H206ZM216 129H218V130H216ZM27 130V129H26ZM29 130V129H28ZM31 130V129H30ZM60 130V129H59ZM74 130V129H73ZM104 130V131H103ZM119 130H121V131H119ZM138 130V131H137ZM170 130V129H169ZM173 129H171V131H172ZM179 130H181V129H179ZM188 130V129H187ZM186 130V131H187ZM189 130H188V132H189ZM200 130V129H199ZM203 130H204V128H203ZM220 130H223L222 128L220 129ZM219 130V135H221L220 134V132H224V130L223 131H220ZM25 131V130H24ZM23 131V132H24ZM174 131H178V130H174ZM183 131V130H182ZM204 131H207V130H204ZM244 131V130H243ZM242 131V132H243ZM253 131H254V133H253ZM14 132V131H13ZM22 132V133H23ZM57 132V131H56ZM73 132V131H72ZM76 132V131H75ZM118 132H122L121 134H118ZM173 132V131H172ZM180 132V134H181V131H179ZM193 132V131H192ZM195 132V131H194ZM193 132V133H194ZM199 132H201V130L199 131ZM198 132V133H199ZM203 132V131H202ZM202 132H201V134H202ZM242 132H240V133H242ZM247 133V131H244V133ZM60 133V132H59ZM164 133V132H163ZM183 133V132H182ZM191 133V132H190ZM196 133V132H195ZM194 133V134H195ZM204 133V132H203ZM207 133V132H206ZM249 133H247L248 134V137H249ZM12 134V133H11ZM62 134V133H61ZM145 134H147V133H145ZM168 134V133H167ZM167 134H166V136H167ZM175 135H176V133H174ZM186 134V133H185ZM185 134H182L181 135V138H182V136L183 135H185ZM188 134V133H187ZM197 134V133H196ZM215 134V135H216ZM227 134H224L225 136L224 137H222L223 138V140H225V139H227V138H225L226 136H228ZM236 134V135H237ZM255 134V135H254ZM71 135H70V137H71ZM165 135V134H164ZM169 135V134H168ZM172 135V134H171ZM178 135V134H177ZM189 135V134H188ZM191 135V134H190ZM190 135H189V137H190ZM193 135V134H192ZM208 135V134H207ZM244 135V134H243ZM243 135H240V136H242L244 139H246V135L245 136H243ZM10 136V135H9ZM8 136V137H9ZM57 136V135H56ZM69 136V135H68ZM68 136L67 137H64V138H68ZM140 136V137H139ZM205 136H206V134H205ZM222 136H223V134H222ZM230 136H228L229 138V141H230V139L232 140V138H230ZM233 136V137H234ZM239 135H237L236 137H238ZM7 137V138H8ZM60 137V136H59ZM146 137V138H145ZM151 137V136H150ZM157 137V136H156ZM160 137V136H159ZM162 137V136H161ZM163 137H165V136H163ZM177 138H178V136H176ZM187 137V136H186ZM188 137V138H189ZM200 137V136H199ZM202 137H203V135H202ZM215 137H218V139L220 140V138H221V136H214V138H213V136H212V140H213V142H214V144L217 146L219 143H217V142H220L217 138V140H216V142L214 141V139H215ZM236 137H234V138H236ZM242 137H240V138H242ZM6 138V139H7ZM13 138V137H12ZM11 138V139H12ZM54 138V139H53ZM58 138V137H57ZM72 139L73 138H75L76 139V137H75V135H74V137H71ZM82 138V139H81ZM134 138H136L135 139V141H134ZM169 138H171V137H169ZM169 138H166L167 140L169 139ZM176 138V139H177ZM191 138V137H190ZM190 138H189V140H190ZM198 138V137H197ZM207 138V137H206ZM209 138H211V137H209ZM225 138V139H224ZM11 139L9 140V141H11ZM14 139V138H13ZM111 139V140H112ZM151 139V138H150ZM153 139H155V138H153ZM172 139H174V137L172 138ZM183 139H185V138H183ZM192 139H194L193 137H192ZM196 139V138H195ZM249 139V138H248ZM247 139V140H248ZM17 140V142H19ZM57 140V139H56ZM55 140V141H56ZM109 140H110V137H109ZM115 140H117V141H115ZM139 140V139H138ZM165 142H167V140H165V139H163ZM179 140L180 139H178V144H179ZM197 140V139H196ZM196 140H194V141H196ZM208 140V139H207ZM207 140H203V141H207ZM234 140V139H233ZM237 140H238V138H237ZM13 141V142H14ZM131 141V142H130ZM159 141H161V140H159ZM169 141H170V139H169ZM168 141V142H169ZM188 141V140H187ZM193 141V142H194ZM198 141H199V139H198ZM211 141V140H210ZM222 141V140H221ZM228 141V140H227ZM238 141H240V139L238 140ZM242 141H244V140H242ZM56 142H58V141H56ZM77 142H78V140H77ZM79 142H78V144H79ZM112 142V141H111ZM125 142H129V144H127V143H125ZM150 142H152V139H151V141ZM165 142H163L164 144H165ZM175 142V143H176ZM182 142V141H181ZM180 142V143H181ZM185 142H186V140H185ZM212 142V141H211ZM222 142H225V141H222ZM235 142V141H234ZM241 142V141H240ZM7 143V142H6ZM10 143V142H9ZM11 143H12V141H11ZM75 143H76V141H75ZM104 143V144H105ZM119 143H117V144H119ZM123 143H124V145H126V146H124L123 145ZM170 143L172 144L173 142H171L170 141ZM174 143V144H175ZM177 143H176V146H177ZM188 143H190L189 141H188ZM199 143H200V141H199ZM226 143H228V142H226ZM232 143V142H231ZM237 143V142H236ZM239 143V142H238ZM238 143H237V145H238ZM254 143H252V144H254ZM14 144V143H13ZM59 143H57V145H58ZM110 144V143H109ZM115 144V145H114ZM114 144H112V145H114V146H116V148H117V145H116V143H114ZM146 144V143H145ZM159 144V143H158ZM162 144V143H161ZM159 145V150L157 149L158 147H156L157 145L156 144H154L153 145V150H155V152L154 153H156L157 154V152H156V150H158V153H159V151L161 150L162 151V149L163 148H161L160 146H162L163 145V147H165L164 146V144H162V145ZM183 144V143H182ZM184 144H186V143H184ZM195 144H196V142H195ZM214 144H211V145H214ZM233 144V143H232ZM235 144V143H234ZM10 145V144H9ZM14 145H16V144H14ZM72 145L73 146H76L75 148H73L72 147ZM112 145H110L111 147H112ZM139 146V147H137V148H135L134 149V147L135 146ZM156 145V146H155ZM166 145V144H165ZM169 145V144H168ZM167 145V146H168ZM189 145H194L193 143L192 144H188V146ZM204 145H205V143H204ZM236 145V144H235ZM251 145V144H250ZM254 145H256V144H254ZM260 145V144H259ZM39 147V148H36V147ZM95 146H96V144H95ZM128 146V147H127ZM149 146V147H148ZM147 147L150 149V147H151V152L150 153H147V152H145V151H143V149L145 148V149H147V147H143L142 148V151H143V153H139L140 152V150L141 149H139L138 151L139 152H134V151H128V149H125V151L123 152V154L126 152V150H127V152H130V154H127L126 153V155H130L131 156V153H135L134 155H132V156H136V157H138V153L142 156V157H144V152H145V154H151L152 153V146H150V145H148ZM172 146H174L173 144H172ZM181 146H183V145H181ZM181 146H177V147H175V151L176 150H178V149H184L185 147L183 146V148H181ZM197 146L198 145H196V148H197ZM200 146V145H199ZM206 146V145H205ZM257 146V145H256ZM10 147V146H9ZM63 147V146H62ZM104 147H105V145H104ZM106 147L108 148V146L106 145ZM190 147V146H189ZM204 147V146H203ZM202 147V148H203ZM12 148V147H11ZM14 148H12V149H14ZM113 148V147H112ZM115 147L113 148L115 151L118 149H116ZM176 148H178V149H176ZM210 148V147H209ZM213 148V147H212ZM98 149V148H97ZM99 149H102V148H99ZM104 149V148H103ZM102 149V150H103ZM169 149H171V148H169ZM191 149V148H190ZM189 149V150H190ZM198 149V148H197ZM206 149V148H205ZM218 149V148H217ZM11 150V149H10ZM95 150V149H94ZM113 150V151H114ZM119 150V149H118ZM117 150V151H118ZM165 150V149H164ZM163 150V151H164ZM180 150H178L179 151V153H181V151ZM186 150H187V147H186ZM185 150V152H187V151H189V150H187L186 151ZM193 150V149H192ZM191 150V151H192ZM207 150V149H206ZM104 151V153L105 152H107V153H109L110 151H107L106 149H104L103 150ZM112 151V150H111ZM112 151V152H113ZM141 151V152H142ZM147 151V150H146ZM94 151H92V153H93ZM96 152V151H95ZM102 152V151H101ZM119 153L121 152V151H118ZM122 152H121V155H123L122 154ZM171 152V151H170ZM172 152H173V148H172ZM183 152V151H182ZM184 152V153H185ZM73 153V154H74ZM92 153H90V155L92 154ZM117 154V153H114L113 152V154H115V155H118V156H120V154ZM227 153V152H226ZM99 154H100V152H99ZM102 154V153H101ZM100 154V155H101ZM111 154V153H110ZM110 154L108 155V156H110ZM137 154V155H136ZM162 154V153H161ZM164 154H165V152H164ZM186 154V153H185ZM189 154H192V153H189ZM236 154V153H235ZM94 156H96L94 159H96L97 157H98V155H95V154H93ZM103 155V154H102ZM105 155V154H104ZM103 155V156H104ZM125 155V154H124ZM125 155V161H127V156ZM139 155V160L138 159H136L137 160V162L138 161H140V160H142V158H141V156ZM147 155H145L147 158H146V160L145 161H147L149 158H150V156L152 155H150V156H147ZM155 155V154H154ZM153 155V156H154ZM160 155V154H159ZM166 155H168L169 156V154H167L166 153ZM170 155H174V154H170ZM6 156H8V157H6ZM80 156H81V154H80ZM103 156H101V158L103 157ZM153 156H151V157H153ZM157 156V155H156ZM167 156V157H168ZM180 156H182V155H180ZM185 156V155H184ZM93 157V156H92ZM100 157V156H99ZM112 157V154H111V156H110V158ZM121 158L123 157V156H120ZM120 157H118L117 158V160L120 158ZM149 157V158H148ZM163 157V156H162ZM171 157V156H170ZM174 157V156H173ZM228 157H230V156H228ZM78 158V157H77ZM85 158V157H84ZM83 158V159H84ZM100 158V159H101ZM130 158L131 157H129L128 159V162L130 161ZM141 158V159H140ZM154 158V157H153ZM145 159V158H144ZM144 159L142 160V162H144ZM155 159V158H154ZM153 159V160H154ZM87 160V159H86ZM93 160V159H92ZM102 160V159H101ZM104 160H105V158H104ZM114 160V159H113ZM123 160V159H122ZM151 160H152V158H151ZM237 160V159H236ZM75 161V160H74ZM85 161V160H84ZM95 161V160H94ZM96 161H99V159H97ZM106 161V160H105ZM124 161V160H123ZM122 161V162H123ZM155 161H156V159H155ZM174 161V160H173ZM172 161V162H173ZM223 161V160H222ZM230 161V160H229ZM99 162H101V161H99ZM107 162V161H106ZM117 163L119 162V161H116ZM122 162H121V164H122ZM132 161H130V163H131ZM133 162L135 163V161L133 160ZM132 162V163H133ZM141 161H140V163H142ZM157 162H158V160H157ZM228 162V161H227ZM85 163H88V162H85ZM90 163V162H89ZM89 163H88V165H89ZM98 163V162H97ZM109 163V160H108V162L107 163H105L104 165H106V164H108ZM111 163V162H110ZM109 163V164H110ZM113 163V162H112ZM123 163H125V162H123ZM133 163V164H134ZM139 163V162H138ZM164 163H166V162H164ZM163 163V164H164ZM224 163V162H223ZM226 163V162H225ZM225 163L223 164V165H225ZM230 163V162H229ZM228 163V164H229ZM263 163V162H262ZM102 164V163H101ZM100 164V165H101ZM108 164V165H109ZM126 164V163H125ZM155 164V163H154ZM157 164V163H156ZM155 164V165H156ZM160 164V163H159ZM72 165V164H71ZM81 165V164H80ZM87 165V164H86ZM103 165V164H102ZM107 165V167H110V166H108ZM112 165V164H111ZM132 165V164H131ZM140 165V164H139ZM141 165H143V164H141ZM232 165V164H231ZM85 166V164L83 165V167ZM97 166V165H96ZM116 166V165H115ZM150 166V165H149ZM148 166V167H149ZM226 166V168H227V164L225 165ZM224 166V167H225ZM233 166V165H232ZM34 167H36L37 168V170L35 171L34 170ZM73 167H75V166H73L72 165V168ZM80 167V166H79ZM98 167V166H97ZM101 167V166H100ZM132 167V166H131ZM156 167H157V165H156ZM221 167H222V165H221ZM76 168V167H75ZM99 168V167H98ZM219 168H220V166H219ZM223 168V167H222ZM225 168V169H226ZM231 168V167H230ZM235 169H236V167H234ZM233 168V169H234ZM103 169V168H102ZM129 169V168H128ZM228 169V168H227ZM227 169L226 170H223L224 172L225 171H227ZM238 169V168H237ZM35 172H34V171ZM69 170V169H68ZM103 170H105V169H103ZM123 170V169H122ZM242 170V169H241ZM245 170V169H244ZM257 170V169H256ZM264 170V169H263ZM85 171V170H84ZM83 171V172H84ZM98 171V170H97ZM102 171V170H101ZM106 171V170H105ZM135 171H136V169H135ZM229 171V170H228ZM228 171H227V173H228ZM231 171H232V169H231ZM230 171V172H231ZM253 171V170H252ZM62 173L63 174V172L65 173L64 174V176H63V178H61V179H63L64 181H66V185H62L63 187H67V185L68 184H70L71 186H70V188L69 187H67L68 189L66 190V187H65V189H64V191L62 192L61 190H56V192L54 191H52V187L54 188L55 186H53L52 185V182H54L53 180H54V178H57L58 179V177H59V173ZM70 172H72V173H70ZM219 172V171H218ZM221 172V171H220ZM229 172V173H230ZM236 172V171H235ZM108 173V172H107ZM226 173V172H225ZM249 173V172H248ZM59 174V175H58ZM77 174V173H76ZM91 174V173H90ZM104 174V173H103ZM110 174V173H109ZM218 174V173H217ZM234 174V173H233ZM232 174V175H233ZM238 174H241V173H238ZM250 174V173H249ZM248 174V175H249ZM252 174V173H251ZM254 174V173H253ZM252 174V175H253ZM258 174V173H257ZM58 175V177H56ZM81 175V174H80ZM229 175V174H228ZM242 175L243 176H245L244 175V171H243V173H242ZM260 175V174H259ZM263 175V174H262ZM79 176V175H78ZM86 176H87V174H86ZM107 176V175H106ZM113 175H111V177H112ZM236 176H237V174H236ZM240 176V175H239ZM62 177V176H61ZM224 177V176H223ZM225 177H226V175H225ZM229 176H227V178H228ZM249 177H250V175H249ZM75 178H77V176H75ZM74 178V179H75ZM79 178V177H78ZM83 178H84V176H83ZM107 178H108V176H107ZM124 178V177H123ZM208 178V177H207ZM258 178H260V177H258ZM57 179H56V181H57ZM115 179V178H114ZM220 179V178H219ZM219 179H218V181H219ZM77 180V179H76ZM104 180H106V179H104ZM103 180V181H104ZM108 180V179H107ZM226 180V179H225ZM250 181H251V177H250V179H249ZM252 180H253V178H252ZM261 180H263V181H261ZM63 181V182H64ZM78 181H79V179H78ZM112 181H115V180H112ZM123 181V180H122ZM216 181V180H215ZM57 182H59V181H57ZM62 181H60V183H61ZM85 182V181H84ZM84 182H82V183H84ZM208 182V181H207ZM220 182H222V181H220ZM228 182V181H227ZM81 183V181L79 182V184ZM87 183V182H86ZM103 183V182H102ZM106 183H108V181L106 182ZM213 183V182H212ZM249 182H247V183H241V185L243 184L244 185V187L246 188V187H248V192H247V195H248V197H247V199H245L244 200V197H243V200L244 201H237V200H235L234 198H235V196L233 197V195L232 194H230L231 192H229V193H227V191L224 193V191H223V193H222V195H220V194H214V190L211 192V189H210V195L206 192V191H204V194H205V192L208 194V200H206L207 199V197H205L204 195H202L201 196V198L204 196V198H205V201L203 202L204 203V205L202 204V203H200L201 201H203V200H201L200 202H198V203H200L201 205H203V206H201L202 207V210H200V208H199V205L196 203V205H197V207H192V208H194V210H193V212L191 211V214L189 215L188 214V217L186 216V218L185 219H183V222H181L180 223V225H179V228H178V226H176L175 228H178V232L177 231H175V232H177L176 233V237L174 238V240L175 241H178V240H180L181 238H180V236L181 235H185L186 237V242H188V241H190V242H192V241H195V242H197V244L199 245V246H197V247H200L201 249H197V252H198V254L197 255H195L194 257H192V258H185V259H183L182 258V262H180L179 261V259L178 258H180V257H175V261H177V264H264V208H261V206L260 205H264V195L261 193V191L263 190L262 189V187H263V185H264V178H262V179H260V180H258V179H256V181H252V182H250L249 184H248ZM65 184V183H64ZM74 184V183H73ZM100 184H101V182H100ZM110 185L112 184V183H109ZM131 184V183H130ZM177 184V183H176ZM206 184H208V183H206ZM221 185H224V184H222V183H220ZM240 184V183H239ZM75 185V184H74ZM104 185H105V183H104ZM134 185V184H133ZM217 185V184H216ZM106 186H107V184H106ZM162 186V185H161ZM171 186V185H170ZM209 186H210V184H209ZM225 186V185H224ZM223 186V187H224ZM236 186V185H235ZM57 187V186H56ZM110 187H112V186H110ZM127 187V186H126ZM144 187V186H143ZM169 187V186H168ZM242 187V186H241ZM58 188V187H57ZM60 189H61V187H59ZM130 188V187H129ZM161 188V187H160ZM221 188H222V186H221ZM228 187H227V185H226V188L225 189H227ZM235 188V187H234ZM103 189V188H102ZM139 189H140V187H139ZM156 189V188H155ZM163 189V188H162ZM172 189V188H171ZM174 189V188H173ZM206 189V188H205ZM204 189V190H205ZM230 189V188H229ZM232 189V188H231ZM66 190V191H65ZM101 190V189H100ZM99 190V191H100ZM104 190V189H103ZM102 190V191H103ZM128 190V189H127ZM145 190H147V189H145ZM166 190V192H167V189H165ZM203 190V189H202ZM94 192H96L95 191V189L93 190ZM98 191V190H97ZM98 191V192H99ZM106 191V190H105ZM108 191V190H107ZM134 191V190H133ZM141 191H142V189H141ZM149 191V190H148ZM148 191H146V192H148ZM158 191H160V190H158ZM144 192V191H143ZM143 192H140V193H143ZM157 192V191H156ZM161 192H163V191H161ZM165 192V191H164ZM166 192H165V194H166ZM203 192V191H202ZM67 193H70L68 196H66L67 195ZM101 193H103V192H101ZM100 193V194H101ZM104 193H106V192H104ZM111 193V192H110ZM133 193V192H132ZM150 193V192H149ZM154 193V192H153ZM216 193V192H215ZM233 193V192H232ZM115 194V193H114ZM139 194V193H138ZM144 194H146V193H144ZM157 194V193H156ZM159 194V193H158ZM201 194V193H200ZM211 194H213L212 196H211ZM234 194V193H233ZM89 195V194H88ZM93 195V194H92ZM92 195L90 196V198L92 197ZM113 194H110V196H112ZM143 195V194H142ZM141 195V196H142ZM149 195V194H148ZM151 195H152V193H151ZM215 195H220V197H219V199L215 196ZM65 196L66 197H68L67 199H65ZM78 196H81L80 198H77V200H76V197H78ZM95 196V195H94ZM104 196V195H103ZM125 196V195H124ZM136 196V195H135ZM199 196V195H198ZM207 196V195H206ZM211 196V197H210ZM213 196H215V198L217 199V200H214V197ZM98 197H99V195H98ZM164 197V196H163ZM212 197H213V200H212ZM237 197V196H236ZM246 197V196H245ZM90 198H88V199H90ZM104 198H106V197H104ZM103 198V199H104ZM140 198H142V197H140ZM147 198V197H146ZM211 198V199H210ZM240 198V197H239ZM95 199H98V198H95ZM100 199V198H99ZM196 199H197V197H196ZM237 199V198H236ZM66 200V201H65ZM82 200V202H77V201H81ZM84 200V201H83ZM93 200V199H92ZM102 200V199H101ZM198 200H200V199H197V201ZM90 201H91V199H90ZM96 201H99V200H96ZM96 201H95V203H96ZM214 203H213V202ZM217 201H218V203H217ZM236 201V202H235ZM57 202H60L59 204H57ZM104 202V201H103ZM137 202V201H136ZM135 202V203H136ZM193 202V201H192ZM9 203V204H10ZM56 203V205H53V204H55ZM90 203H94V202H90ZM89 203V204H90ZM134 203V202H133ZM138 203V202H137ZM149 203V202H148ZM222 203L225 205V206H223L222 205ZM210 204H213V205H210ZM214 204H216V205H214ZM256 204H258V205H256ZM13 205V204H12ZM135 205V204H134ZM191 205H192V203H191ZM195 205V206H196ZM210 205V206H209ZM9 206V205H8ZM98 206V205H97ZM121 206V205H120ZM207 206H209V207H211V206H214V211H212V212H214L215 213V220L213 221V222H211L213 219H210L209 221L211 222V223H206V220H207V218L205 217V214H207V212H206V210H207V208H209V207H207ZM215 206H216V208H215ZM258 206V207H257ZM91 207V206H90ZM132 207V206H131ZM7 208V207H6ZM78 208H80V206L78 207ZM83 208H85V207H83ZM88 208V207H87ZM126 208V207H125ZM135 208V207H134ZM74 209V208H73ZM73 209H71V210H73ZM90 209V208H89ZM215 209H216V212H215ZM9 210H11V209H9ZM91 210H93V209H91ZM117 210V209H116ZM136 210V209H135ZM192 210V209H191ZM84 211H86V210H84ZM114 211H115V209H114ZM113 211V212H114ZM208 211V210H207ZM69 212V211H68ZM71 212V211H70ZM69 212V213H70ZM76 212H78V211H76ZM86 212H88L89 213V211L87 210ZM99 212V211H98ZM130 212V211H129ZM129 212H128V214H129ZM209 213H211L210 211H208ZM79 213V212H78ZM109 213V212H108ZM107 213V214H108ZM123 213V212H122ZM131 213V212H130ZM148 213V212H147ZM1 214V213H0ZM97 214V213H96ZM103 214V213H102ZM110 214H111V212H110ZM133 214V213H132ZM75 216H76V214H74ZM115 215H118V214H115ZM114 215V216H115ZM212 215V214H211ZM1 216H2V214H1ZM105 216V215H104ZM169 217H170V215H168ZM209 216V218H210V215H208ZM72 217H73V214H72ZM79 217H81V216H79ZM96 217H98V216H96ZM106 217H108V216H106ZM138 217V216H137ZM75 218V217H74ZM84 218H85V216H84ZM99 218H100V216H99ZM101 218H103V217H101ZM110 218V217H109ZM131 218V217H130ZM133 218V217H132ZM176 218V217H175ZM76 219V218H75ZM83 219V218H82ZM105 218H103V220H104ZM111 219V218H110ZM166 219V218H165ZM164 219V220H165ZM182 219V218H181ZM206 219V220H205ZM98 220V219H97ZM100 220V219H99ZM103 220H101V221H103ZM113 220V219H112ZM163 220V219H162ZM92 221H94V219L92 220ZM95 221H96V219H95ZM106 221V220H105ZM108 221H109V219H108ZM170 221V220H169ZM11 222H15V225L16 226H13V223H11ZM104 222V221H103ZM161 222V221H160ZM159 222V223H160ZM9 223H11V224H9ZM96 223V222H95ZM105 223V222H104ZM103 223V224H104ZM7 224H9L10 225V227H8V225ZM77 224V223H76ZM79 224V223H78ZM91 224H93V225H91ZM105 224H107V223H105ZM119 224V223H118ZM218 224V225H217ZM100 225V226H101ZM123 225V224H122ZM127 225V224H126ZM166 225V224H165ZM215 225H217L216 227H215ZM13 226V227H12ZM109 226H110V224H109ZM166 226H168V227H170L169 225H166ZM198 227V229H194V227ZM29 228V229H32L31 230V233H33V235H34V233H36V232H46V230L45 229H47V230H50V233L49 234H53V235H55V236H57L59 239H60V241H59V243L57 244V245H54V246H50V245H46V246H48V247H46V248H44V250L45 251H43L42 249L43 248H41L40 249V247L41 246H39V247H37V243H36V246H35V244H33L35 247H33V246H28V245H26V248L28 247V250H26L25 251V249L23 250V248H22V245L23 244H21V242H17V231L19 230H21V228ZM103 227V226H102ZM120 227V226H119ZM160 227V226H159ZM163 227V226H162ZM174 227V226H173ZM218 227V228H217ZM81 228V229H80ZM106 228H107V226H106ZM112 228V227H111ZM133 228V227H132ZM28 229V230H29ZM78 229H80V230H78ZM114 229V228H113ZM116 229V228H115ZM120 229V228H119ZM215 229L217 230H219V233L217 234V235H215L216 233H214L215 232ZM26 230V229H25ZM93 230H94V232H93ZM102 230H103V228H102ZM102 230H100V232L99 233H101L102 232ZM108 230V229H107ZM123 230V229H122ZM125 230V229H124ZM137 230H139V229H137ZM214 230V231H213ZM98 231H99V229H98ZM136 231V230H135ZM213 232V235H212V232ZM26 232V231H25ZM48 232V231H47ZM144 232V231H143ZM160 234H162V235H168V236H170V234H172V233H174V230H172V229H170V228H168V229H166V228H161L160 229ZM29 233V232H28ZM27 232H26V234H28ZM98 233V235L97 234H95L96 236H99V235H101V234H99ZM106 233H107V231H106ZM108 233H110V230H109V232ZM112 233V232H111ZM185 233H187V234H185ZM19 234H21V233H19ZM24 234V233H23ZM47 234V233H46ZM156 234H157V232H156ZM159 234V235H160ZM95 235H92V236H95ZM106 235V234H105ZM139 235V234H138ZM211 235L212 236H214V237H211ZM21 236H22V234H21ZM28 236V235H27ZM29 236H30V233H29ZM38 236V235H37ZM106 236H109V235H106ZM126 236V235H125ZM128 236V235H127ZM88 237H90L89 239H91V240H88V239H86V238H88ZM139 236H136V237H134V239L132 238V239H129L128 240V238H126V242L129 244L128 245V247H126V244L127 243H125L124 244V241L122 242L124 245H125V249L124 250H126L127 252H128V254H129V256L130 257H133L134 258V256H136V255H138L139 254V256H141V254H142V256H143V254H145L146 252H148L149 250H148V248H149V245L147 246H145V244L144 243H146V242H139V239L138 240H136V238H138ZM183 237V236H182ZM235 237V238H234ZM237 237V238H236ZM20 238V237H19ZM27 238V237H26ZM25 238V239H26ZM29 238V237H28ZM50 238V237H49ZM53 238V237H52ZM84 238V239H83ZM108 238V237H107ZM129 238H130V236H129ZM140 238H141V235H140ZM143 238V237H142ZM185 238H183V239H185ZM22 239V238H21ZM20 239V240H21ZM23 239H24V237H23ZM22 239V240H23ZM25 239H24V241H25ZM54 239V238H53ZM83 239V240H82ZM93 239H95L94 241H93ZM123 239V238H122ZM183 239H181V241L183 240ZM29 240V239H28ZM58 240V239H57ZM104 240V239H103ZM102 240V241H103ZM112 240V239H111ZM157 240V239H156ZM52 241V240H51ZM102 241H100V244H99V247H100V245H101V243H102ZM108 241H109V239H108ZM107 241V242H108ZM140 241H142L141 239H140ZM147 241V240H146ZM184 241V240H183ZM219 241V243L218 244H216L217 242ZM56 242V241H55ZM55 242H54V244H55ZM103 242H105V241H103ZM111 243H112V241H110ZM185 242V241H184ZM195 242H194V244H195ZM23 243V242H22ZM140 243V244H139ZM43 244V243H42ZM52 244V243H51ZM95 244V243H94ZM93 244V245H94ZM97 244V245H98ZM102 244H104V243H102ZM107 244H109V243H107ZM121 244V243H120ZM152 244V243H151ZM192 244H193V242H192ZM25 245V244H24ZM31 245H32V243H31ZM40 245V244H39ZM53 245V244H52ZM133 247H132V246ZM159 245H161V244H159ZM168 245V244H167ZM95 246H96V244H95ZM102 246V245H101ZM104 246H106V244L104 245ZM108 246V245H107ZM118 246V245H117ZM162 246V245H161ZM195 246V247H196ZM148 247V248H147ZM165 248L167 247V248H169L168 246H164ZM175 247V246H174ZM118 248H120V247H118ZM166 248V249H167ZM89 249H90V251H89ZM121 250H122V248H120ZM119 249V250H120ZM160 249V248H159ZM124 250H123V252H124ZM155 250V249H154ZM170 250V249H169ZM196 250V249H195ZM89 251V252H88ZM108 251V250H107ZM114 251V250H113ZM175 251V250H174ZM179 251V250H178ZM98 252V251H97ZM106 252V251H105ZM169 252H171V251H168V253ZM154 253V252H153ZM162 253H163V251H162ZM195 253V252H194ZM193 253V254H194ZM93 254V253H92ZM191 254V253H190ZM109 255H110V252H109ZM168 255V254H167ZM1 256V255H0ZM145 256H146V254H145ZM129 257V258H130ZM48 261V262H47ZM101 264V263H100ZM175 264V263H174Z\"/></svg>", "mask_w": 264, "mask_h": 264}, {"label": "rangeland", "instance_id": "2", "mask_svg": "<svg viewBox=\"0 0 264 264\" xmlns=\"http://www.w3.org/2000/svg\"><path fill=\"white\" fill-rule=\"evenodd\" d=\"M2 2H0V4L1 5H3V7L2 6H0V26H1V28H0V30L1 29H5V30H9L10 32H11V30L13 31V32H16L15 34L13 33V32H11L12 34H9V32L7 31V33H5V35L4 36H2V38H0V54H1V56H0V61L1 62H5V60H6V63L9 61V62H11L12 60V63H10V64H12V66L15 68V70L17 69L18 70V73L20 74V72L19 71H22V75L20 74V75H15V76H13L14 78L16 77V79H14V80H18L20 77H21V79H23V77L22 76H24L25 74L27 75V73L30 75V73L32 74V73H34V72H36L37 71V68H36V70H35V68H33L32 69V66L31 65H29L28 63H26V62H24V60L25 59H27L28 60V62L30 61V60H32V59H34V58H32L33 56L32 55H35L37 52L36 51H38L39 50V47L40 46H42V47H40V52L38 51V53L37 54H43V53H45V51H46V49L48 48H50V43H51V40L52 39H55V38H58V37H60L61 38V36H59V35H61V33L58 35V29H62L61 30V32L62 31H64L63 30V27H65V26H67V28L69 29V31L72 29V27L73 28H77L78 29V27H79V29H81V30H90V32H93L92 34L94 35H98L99 34V36L98 37H102V36H104V37H106L107 35H108V37H109V35H110V37H114V36H116V34L118 35L119 34V32L121 31V30H123V28L124 27H126L128 24H127V22H129L128 20L129 19H122V21L119 23V22H117L118 20H120L121 19V16H124L125 14H126V12H125V9H124V6H125V1L126 0H103V2L101 1V4H100V2H99V0H98V2L99 3H97L96 1H95V3L92 5V3L94 2L93 0V2L91 3V5L89 4L88 5V3H87V0L85 1V0H1ZM3 1H6V3L4 2L3 3ZM260 1H262V3L264 2V0H247L246 1V4H244L245 3V1L244 0H242V1H240L239 0V7H241L242 8V10L238 7L237 9H236V11L237 12H235V17H237V18H235L236 20H234V21H236V22H234L235 24H234V26H233V28L236 30L237 29V27H235V26H237V25H239V23L241 24L240 25V27L238 26V29L236 30V34L237 33H239L238 35V41H237V44L238 45H236L235 43V37L237 36H231V37H229L228 36V38H229V42H230V44H229V42H228V39H227V37H225L226 39H227V47H231V48H235V51H236V47L238 48V53H236L235 52V54L239 57V59L237 58V56L236 55H234V52L232 53L231 52V55H233L234 57H235V59H234V57L232 56L231 58H230V60L229 61H227V60H224L223 61V58L224 57H226L225 55V53L227 52L226 50H228L227 48H223L222 50L223 51H225V52H221V53H219L220 54V59H221V61H220V59H217V61H216V63H214L215 65H211V66H209V67H211V68H214V70H215V76L214 77H216V74H217V76H220L221 74H223V73H225V74H227L228 76H225L224 74V76H225V78L223 79V76L221 75L220 76V78L221 79H218L219 81L217 82V78H219V77H217L216 79L214 78V77H211L210 75H207L208 77H206V75H204V84H203V86H205V87H203L202 88V90H203V92L200 90L199 92H200V94H201V97H203V95H204V99L203 98H201V97H199V96H197V94H199V92H197L195 95H194V98H191V99H189V101L191 100V101H193V105L194 104H197L195 107L193 106V105H191L190 106V104L192 103V102H190L189 103V101L188 102H186V100L189 98V96L187 95V94H189V90L188 89H191L193 86H192V84H191V86H190V84L188 83V82H184V81H181L182 82V84H181V82L179 83L178 81L177 82H174V81H176V78L174 79V77L173 76H169V77H171V78H169V80L168 79H166V81L168 82V83H166L165 82V86H164V88L165 87H167V86H169V88H166V90H165V92H164V95L166 96L165 97V99H167V97L169 98L171 95L169 94V93H171L172 94V96H173V94L177 97V98H180L181 97V95L183 96L184 94V96L185 97H181V105H182V107H180V106H178V107H176V105L175 104H173V105H171L170 104V102L172 101V99H171V97H170V99L171 100H168V102H169V105H170V110H169V105H167L168 104V102H164L163 103V105L165 104V103H167L166 105H167V107H166V105L165 106H162V105H160V103L158 102V100L156 99V96L154 97L155 98V100H157V102L159 103H157L156 105H155V101L153 102L154 103V105L156 106V108H154L153 109V115H152V117H151V119L149 120V121H151L152 123H150L149 125H148V122L149 121H145V123L143 124V127H144V125H145V127L144 128H147L146 129V131H148V132H145V133H147V134H143L142 132H140L139 131V134L141 133V135H142V137L141 138H137V142L135 141V139L136 138H134V141L135 142H133V140H132V142H131V144H133L134 143V145H136L137 143H139V141L141 140V139H143L144 137L143 136H146V137H149V141H147L148 140V138H146L147 140H146V142H145V140L143 139V142L144 143H142V141H140V143L138 144V145H140V147L141 148H138V150L139 149H141L140 150V152L137 150V149H135V148H137V147H139L138 145L137 146H135L134 147V149L135 150H132V149H130L129 150V148H133V146L132 145H130L129 144V142H125V143H127V144H129L130 145V147H128V148H124V151H125V149H128V151H134V152H139V153H143V151H145V152H147V153H150L151 152V147H150V149L148 148L149 146L148 145H150V146H152V155L151 156H153L154 154V158L156 159V161H155V159L153 158V157H151L149 154L147 155V154H145V152H144V157H142L139 153H138V157H136V156H132V155H134L135 153L133 152V153H131V156L129 155H126V153L127 154H130V152H127V150H126V152L124 153L126 156H127V161H125V155L123 154V152H122V150H123V146H122V148L121 147H119V146H121L122 145V143L120 142H114L113 141V139L111 138V136H112V134H110L109 136H108V138H107V140H106V143L104 144L103 143V147H100V146H98V144L97 143H95L96 141H95V139L93 138H91V140H92V142H93V144H94V149H92L90 152H89V154H82V153H79L78 155H76V156H74L75 155V153L74 152H71V159H72V161H70V162H72V163H69L67 166H66V168H67V171H71L72 170V172H73V169H74V171H76L75 169H79L76 173H74L73 174V179L70 181V184L71 185H73V187H75L76 186V182H78V187H79V189L81 190L82 188H88V189H83V191H79V194L81 193L82 194V197L81 196H78V197H76V200H77V198H80V199H82L83 198V195H84V193L86 192H89V193H87V194H85L84 196H88V198H90V196L92 195V197L90 198L91 199V201H90V199H88L87 197H84V198H86V201H85V203L86 202H88L89 201V203L90 202H94V203H88V205L89 206H84V205H87V203L86 204H84L83 205V207H85V208H83V207H81L82 205H79L80 206V208H78L79 206H77L76 205V207L77 208H75V206L74 207H71V209H73V210H68L67 211V213L66 212H64L63 214L65 215V216H67L68 217V219L70 218L69 216H71V222L73 223L74 221H75V223H73V226H74V224L77 226L78 225V227L80 226V227H82L81 226V222L83 221L84 222V219H85V221H86V219H87V217H89L88 215L90 214V213H92V214H90V217L92 218L93 216H94V221H92V220H90L92 223L94 222V224H96L95 225V227H97V223L98 224H100L101 222H102V225L100 226V225H98V227L97 228H94V230L96 229V233H93L92 234V232H91V230L93 229V227H94V225L93 224H91V225H93L92 226V228L90 227V232H89V234H88V236L89 235H91V239L92 238H97L98 237V239H99V237L101 236L102 237V239L100 238V240H97L96 239V241L100 244V241H102L103 239V241H105V242H103L102 241V243H104V244H102L101 243V245H100V247H99V244L98 243H96L94 240L95 239H93V241H94V243L96 244V246H95V244L92 242V246H94V247H91L90 249H93L91 252H89L90 251V249H89V254H90V257L91 256H93V258L91 257V261H97L98 263L100 262L101 264H177V261H175L174 259H175V257H180V258H178L179 259V261L180 262H182V258L183 259H185V258H192V257H194L195 255H197L198 254V252H197V249H201L200 247H197V246H199L198 244H197V242H195V241H192L193 242V244H192V242H190V241H188V242H186V236L183 234V235H181L180 236V238L181 239H183V238H185V239H183L182 241H181V239L180 240H178V241H175L174 240V238L177 236L176 235V233L178 232L177 230H178V228H179V225H180V223L181 222H183V219H185L186 218V216L188 217V214L190 215L191 214V211L193 212V210H194V208L195 207H197V205H196V203L199 205V208H200V210H202V207L201 206H203L204 205V201H205V198H204V196L205 197H207V199L206 200H208L209 198V196H208V194L210 195V193L213 191L214 192V194H220L221 192L223 193V191H224V193L227 191V193H229V192H231L230 194H232L233 195V197L235 196V200H237L238 202L239 201H244L245 199H247V197H248V195H247V192H248V187H244V185L242 184L241 185V183H247V182H252L253 180L254 181H256V179H258V180H260V179H262V178H264V140L262 141L263 142V145L261 144V142L258 144V143H254L253 142V139L251 140L250 139V128H248V130H246L247 129V127H250V126H246V125H244V127L246 128H240V130H238V133L239 134H237V132H236V134L237 135H239L238 137H236L237 135L235 134V136L234 135H232V136H230L229 134H227V133H229V132H227V131H229L230 129H231V127H233V124H234V126H237V121H242L243 123H245V121H246V124H247V122L248 121H250V118H252L253 116V118H255L257 115H259V113L258 114H256V115H254L253 114V112L251 111V110H253L255 113H257L256 111H258V109H257V107H258V105L260 104L259 103V101H256L257 99H255V95L253 94V91H254V89H255V87H253V85H252V87H251V79H252V81L254 80V81H258L256 84H254V86H256V85H258V84H260V82H259V80H260V78L258 77V76H256V77H250L249 75V71H250V64L248 63V57H250L249 55H250V49L248 50V48H247V46H244L245 44V42H246V45L248 44V42H251L250 44L252 45V40L251 39H249L248 41H245L244 39L248 36V38H250V34L252 35V32H251V30L249 31V29H251L250 28V26L255 22H257L256 24L257 25H261V23H263L262 25H264V13H263V11H264V3H263V5H262V3L260 2ZM242 2V3H241ZM244 2V3H243ZM255 2V3H254ZM256 2L258 3V6L257 5H255L256 4ZM82 3V4H81ZM102 3H104L103 4V6H102ZM107 3V4H106ZM248 3L252 6H249L248 5ZM254 3V4H253ZM97 4H100L99 6L97 5ZM247 5V6H245L244 7V5ZM83 5V6H82ZM108 5H109V7H108ZM241 5V6H240ZM259 5H261V7L263 8V9H261V7L259 6ZM81 6V7H80ZM105 6H106V8H105ZM112 6V7H111ZM116 6V7H115ZM119 6V7H118ZM257 6V8H255ZM83 7V8H82ZM105 8L104 9V11H103V16H102V14L101 15H99V13H102L101 12V8ZM111 7V11H109L110 8ZM113 7H114V9L116 10V12L114 11V12H112L114 9H113ZM260 7V8H259ZM79 8V9H78ZM81 8V9H80ZM86 8V9H85ZM89 8V9H88ZM253 8V9H252ZM65 10V11H63V10ZM246 9V10H245ZM249 9V10H248ZM257 9V10H256ZM107 10V11H106ZM243 10H244V12H243ZM252 10V11H251ZM255 12H254V11ZM259 10H262L261 12L263 13H259ZM58 11V12H57ZM100 11V12H99ZM238 11H239V13H240V11H241V13L242 14H239L238 13ZM245 11H246V13H245ZM250 11V12H249ZM13 12H16V13H13ZM24 12H26V13H24ZM54 12V13H53ZM57 14H59V15H57ZM67 14H66V13ZM74 14V15H76L77 17H74V15H73V18H76L75 20L76 21H74L73 20V18H72V14ZM75 12H76V14H75ZM109 12V13H108ZM119 12V13H118ZM248 12H249V15L250 16H252L253 14H255L254 15V18L252 19V18H250L249 17V15H248ZM252 12H253V14H252ZM256 12L257 13H259V14H256ZM61 13H63V14H61ZM244 13L246 14V17H241L240 15H244ZM251 13V14H250ZM20 14V15H19ZM22 14V15H21ZM51 14V15H50ZM54 14V15H53ZM68 14H70V15H68ZM2 15V16H1ZM6 15H7V17H6ZM8 15H10V16H8ZM57 15V16H56ZM64 15V16H63ZM66 15H68V16H66ZM119 15V16H118ZM4 16V17H3ZM11 16H12V18H11ZM15 16V17H14ZM23 16V17H22ZM69 16H71V21H72V24L71 23H69V21H70V17ZM114 16V17H113ZM245 16V15H244ZM260 17V19L261 20H263V22L258 18V17ZM4 19H3V18ZM6 17V18H5ZM9 17V18H8ZM16 18V19H14V18ZM32 17V18H31ZM34 17V18H33ZM44 17V18H43ZM50 17V18H49ZM60 17V18H59ZM65 19H64V18ZM153 17H158V15H153ZM239 17V18H238ZM248 17V18H247ZM8 18V19H7ZM11 18V19H10ZM22 18V19H21ZM40 18V19H39ZM48 20H47V19ZM242 19V21H241V19ZM250 18V22L251 23H249V26H247V24H248V22L247 21H249V20H246V19H249ZM18 19V20H17ZM21 21H20V20ZM28 19V20H27ZM54 19V20H53ZM57 19H59V20H57ZM240 19V20H239ZM251 19L254 21V22H252L251 21ZM13 20V21H12ZM22 20H24V21H22ZM26 20V21H25ZM31 20H34V21H31ZM37 20V21H36ZM41 20V21H40ZM47 20V21H46ZM56 20V21H55ZM64 20V22H62ZM65 20L67 21L66 22V24H65ZM126 20H127V22H126ZM258 20V21H257ZM17 21H18V23H17ZM38 21H40V22H38ZM49 21V22H48ZM55 21V22H54ZM70 21V22H71ZM158 21V20H157ZM239 21H241V22H239ZM245 23H244V22ZM260 21V22H259ZM1 22H3L2 24H1ZM12 22V23H11ZM28 22H30V23H28ZM32 22H34V23H32ZM38 24H37V23ZM60 22V23H59ZM159 22H160V20H159ZM247 22V23H246ZM260 24H259V23ZM11 23V24H10ZM21 23V24H20ZM49 23H50V26H49ZM68 23V24H67ZM75 23V24H74ZM243 23H244V25L247 27V29L246 28H244L245 26L243 25ZM20 24V25H19ZM25 24V25H24ZM27 24V25H26ZM53 24V27L51 26ZM65 24V25H64ZM70 24H71V26H70ZM81 24V25H80ZM251 24V25H250ZM4 25V26H3ZM34 25V26H33ZM59 25H61L60 26V28L58 27ZM68 25L70 26V28L68 27ZM77 27H76V26ZM262 25L260 26L261 27V29L257 26V30H255L256 32L258 31V32H262L261 34H263L264 33V26L262 27ZM3 26V27H2ZM32 26L33 27H35V28H32ZM38 27V29H37V27ZM243 26V27H242ZM5 27V28H4ZM8 27V28H7ZM13 27V28H12ZM16 27V28H15ZM40 27V28H39ZM244 29H242V28ZM256 27V26H255ZM7 28V29H6ZM67 28H64V29H67ZM240 28H241V30H240ZM263 28V29H262ZM43 29V30H42ZM46 29V30H45ZM49 29V30H48ZM51 29V30H50ZM126 28H124V30H125ZM256 29V28H255ZM19 30H21V31H19ZM32 30V31H31ZM45 30V31H44ZM54 30V31H53ZM59 30V31H60ZM123 30V31H124ZM22 31H24V32H22ZM25 31H26V33H25ZM41 33H39V32ZM46 31H49V32H46ZM51 31H52V33L53 34H49V33H51ZM123 31H121V32H123ZM238 31V32H237ZM241 31H243L242 33H244V34H241L240 32ZM22 32V33H21ZM36 32H37V34H36ZM45 32H46V34H45ZM54 32H55V34H56V32H57V37H56V35L54 34ZM120 32V33H121ZM256 33V34H258V35H261L260 33ZM0 33H1V31H0ZM30 33H31V35H34V37L32 38V36L30 35ZM36 34V36H35V34ZM63 33V32H62ZM108 33H111V34H108ZM220 35H222L220 32H218ZM217 33V35L215 36L216 37V40L218 39V38H221V39H224V37L222 38L221 36L219 37V34ZM247 33V35L245 36V34ZM248 33H250L249 35H248ZM255 33V32H254ZM6 34H8L7 36H6ZM40 36H39V35ZM3 35V34H2ZM22 35V36H21ZM27 35V36H26ZM38 35V36H37ZM102 35V36H101ZM1 36V35H0ZM6 36V37H5ZM29 36H31V37H29ZM212 36V37H211ZM209 35V38L207 39V40H211L213 37H214V35ZM243 36H245V38L243 37ZM4 37V38H3ZM44 37V38H43ZM50 37H55V38H50ZM104 37L102 38V39H104ZM218 37V38H217ZM243 37L244 39L243 40H241V38ZM31 38V39H30ZM41 38H43L44 39V41L43 42H41L43 39H41ZM240 38V39H239ZM34 41H33V40ZM49 39V40H48ZM220 39V40H221ZM226 39H224V40H226ZM233 39V40H232ZM263 39H264V35H263ZM47 40H48V42H47ZM59 40V39H58ZM207 40H206V42H207ZM219 40V39H218ZM251 40V41H250ZM4 41H5V47L3 46V44H4ZM7 41V42H6ZM35 42L36 43V45L37 46H39V47H37L36 45H33V42ZM56 40H54V43H55V52H57L58 50L57 49H59L60 50V47H62V46H67V45H69V43L67 44L66 42V44L67 45H65V43H63V45H62V42H61V40L58 42V41H56ZM232 41V42H231ZM234 41V42H233ZM242 41V43H240V42ZM244 41V42H243ZM254 41V40H253ZM15 42V43H14ZM26 42V43H25ZM41 42V43H40ZM47 42V43H46ZM209 42V41H208ZM207 42V43H208ZM239 42V43H238ZM7 43V44H6ZM8 43H10V44H8ZM30 43V44H29ZM34 43V44H35ZM178 43V42H177ZM175 44V46H174V48L176 49H179L180 48V44L178 43V44ZM22 44V45H21ZM49 44V45H48ZM233 44V45H232ZM21 45V46H20ZM27 46L28 48H32L30 51H32L31 53H32V57L31 56H29L28 58L27 57H23L24 55H30V53H28V52H30V51H28L27 52V50H29L27 47L25 48V47H23V50H21V48H22V46ZM32 45V46H31ZM43 45H44V47H45V45H46V49L44 48V50H43ZM48 45V46H47ZM59 45V46H58ZM177 45H179V46H177ZM229 45V46H228ZM231 45V46H230ZM236 45V47H233V46H235ZM7 46H8V50H7ZM11 46V47H10ZM15 46V47H14ZM16 46L18 47L19 46V49L21 50H19V49H17L16 48ZM31 46V47H30ZM250 46V45H249ZM12 47H14V48H12ZM35 47V48H34ZM59 47V48H58ZM242 47V48H241ZM2 48V49H1ZM5 48V49H4ZM12 48V49H11ZM16 48V49H15ZM38 48V49H37ZM42 48V49H41ZM53 48V47H52ZM51 48V49H52ZM251 48V47H250ZM4 49V50H3ZM11 49V50H10ZM16 51H15V50ZM24 49H25V51L28 53V54H26V52H24ZM36 49V51H34ZM143 49V48H142ZM219 48H217V50H218ZM244 49V50H243ZM5 50H7L6 52H5ZM10 50V51H9ZM42 50V51H41ZM65 50V49H64ZM63 50V51H64ZM67 50V49H66ZM205 50V54H202V55H205V58H206V54H208L209 53V51H212L211 49H204ZM216 50V51H217ZM9 51V52H8ZM13 51H15L17 54H15V52H13ZM44 51V52H43ZM146 52V54H145V52ZM232 51H234V49H232ZM241 52V55H242V53H244L243 51H245V53H247L248 52V54L247 55H245V58H242V59H244V60H242L240 57H242L241 55H240V52ZM11 52V53H10ZM20 52H21V54H20ZM35 54H34V53ZM42 52V53H41ZM66 52V53H65ZM68 52H69V54H70V52L72 53V50H70V51H64V53H65V55H68ZM142 52H144V54L142 53ZM148 52V50H146V49H144V50H142L141 51V55H140V51L138 52V55H140L139 57H142V63H143V65H145L146 67L148 66L147 64H150L151 65V63H152V65L150 66L149 65V69H146V67H143L142 68V70L144 71V73L145 72H147L146 70H150L149 72L150 73H152V74H154L153 72L154 71H152L153 69L155 70V67L157 68V66H156V64H155V62L157 61L156 59L158 58V57H160L158 54H156V52H154V54L153 53H147ZM215 52V51H214ZM228 52H229V50H228ZM5 53V54H4ZM23 53H25V54H23ZM211 54L213 53V51L212 52H210ZM208 54V56L209 55H211V54ZM224 53V54H223ZM244 53V54H245ZM3 54V55H2ZM7 54H9V55H7ZM11 54H12V56H11ZM36 54V55H37ZM39 54V55H40ZM176 53L174 52L173 54H171V57H173L174 55H175ZM223 54V55H222ZM35 55V56H36ZM44 55V54H43ZM155 55V56H154ZM176 55H178V54H176ZM240 55V56H239ZM6 56V57H5ZM14 56V57H13ZM18 56V57H17ZM20 56V57H19ZM144 56V57H143ZM179 57H180V55H178ZM178 56H175V57H178ZM207 56V58H209ZM224 56V57H223ZM246 56H248L247 58H246ZM2 57H4V58H7L8 59V61H7V59H4V58H2ZM22 57V58H21ZM244 57V56H243ZM11 58V59H10ZM12 58H14V59H12ZM16 58V59H15ZM29 58H30V60H29ZM146 58V59H145ZM155 60V62H153L154 60ZM236 58H237V60H236ZM225 59V58H224ZM234 59V60H233ZM147 62V63H145V61ZM149 60V61H148ZM153 60V61H152ZM247 62H246V61ZM231 61V62H230ZM237 61V63H235ZM241 62L240 64L241 65H239V62ZM8 62V63H9ZM15 62V63H14ZM22 62H24V65L25 64H27L26 66H28V67H26L25 66V68H26V70H25V68H24V66L22 65L23 63ZM150 62V63H149ZM217 62L219 63L220 62V64H217ZM222 62H224V63H222ZM228 64H227V63ZM234 63V65H233V63ZM245 62H246V65H245ZM17 63V66H18V68H16V66L14 65V64H16ZM18 63L23 67H21L20 65H18ZM22 63V64H21ZM145 63V64H144ZM229 63H231V64H229ZM1 65L3 64V63H0ZM5 64V63H4ZM222 64H224V66L223 67H225V64H227L226 66L228 67V69L226 68H223L222 67ZM235 64H238V65H236V67H235ZM6 65H8V64H6ZM217 65V66H216ZM229 65H230V67L231 68H234V70L233 69H231L230 67H229ZM242 65H244L246 68H244V66L242 67ZM19 66H20V68L22 69H20L19 68ZM30 66V67H29ZM214 66V67H213ZM221 66V67H220ZM239 66H240V70L238 69L239 68ZM249 67V68H248ZM3 68H5V67H3ZM27 68H28V72L26 73V71H27ZM30 68V69H29ZM145 68V69H144ZM148 68V67H147ZM151 68V69H150ZM219 68H221L220 70H222V68L224 69V70H222V71H218V69ZM236 68V69H235ZM242 68V69H241ZM0 69H1V66H0ZM238 69V70H237ZM244 69V70H243ZM249 71H248V70ZM25 72H24V71ZM29 70H31V72L29 71ZM34 70V71H33ZM54 70V69H53ZM55 70H57V69H55ZM244 71V73L242 72V71ZM247 70V72H245ZM1 71V70H0ZM33 71V72H32ZM39 71V70H38ZM52 71V70H51ZM230 71H231V73H230ZM238 71V74L237 73H235V72H237ZM241 71V72H240ZM30 72V73H29ZM149 72H147V73H149ZM234 74H233V73ZM242 73H243V75H242ZM220 74V75H219ZM232 76V79L233 80H231V81H233V83L234 84H232L231 83V81H230V88L233 86H236V88H233V90L235 91V90H237V91H235V92H237V93H235L236 95H237V97H235L233 100L235 101V102H240V103H238V104H240V105H243V106H239L237 103H235V102H233L232 100H228L227 98H231V95H229V94H231L230 93V90H232V88L230 89V88H228V90H226L227 89V86H228V84H227V86L225 85L226 84V81L228 80V78L230 77L231 78V76ZM25 75V77H24V79L27 77H29L28 75L26 76ZM233 75H236V76H233ZM245 75H247V76H245ZM19 76V78H17ZM100 76V75H99ZM102 76V75H101ZM241 76H243V77H241ZM234 77H236V78H240V79H237V81L239 82V81H241L243 84V86L246 84L247 85V87H248V84H249V87L247 88L246 87V85H245V87H243L242 85H241V82H239V83H237V81H236V79L234 78ZM248 77H250V78H248ZM207 78V79H206ZM214 78V79H213ZM229 78V79H230ZM242 78V79H241ZM258 80H257V79ZM172 79V80H171ZM210 81H209V80ZM225 79H227L226 81H225ZM234 79H235V81H236V84H235V81H234ZM73 79H72V77H70V79H69V77L67 78V77H64V78H62L61 79V81H58V83H57V85H54V84H56V83H53V85H50V90L49 89H40V82H36V85L38 86H36V85H33V86H27V85H21L20 86V88H17V87H19V86H16V88L15 89H13L12 91H13V95L12 96H10V95H8V96H10V97H8V99H10V100H6V101H3V102H0V122L3 124L2 126H6V124L7 123H5V125H4V122H6L7 121V119H9V121L10 122H8V124L10 123H12L13 122V124H11V125H8L7 124V126L6 127H9V128H11V129H9V131H8V135H6V136H4V138L6 137H8L9 135V137L6 139L5 138V143H3V146L4 147H7V149H8V153H10V152H13L12 150H14V151H16V149L18 148V146H20L19 144H20V141H21V139H22V137H23V135L25 134V132L26 133H28L29 135L31 134V132L30 131H33V129L32 128H34V127H38V124L36 123V119H37V116H39V115H34V114H31V111H32V109L30 110V108H33V109H35V107H36V110H38V111H43V109L41 108V107H44L45 109H44V114L46 115V113L47 114H49L50 115V117H52L53 115L55 116L54 118H53V120H52V118H50L49 117V115H46V116H44V118H42V116L43 115H41V117H39V118H41V120H42V124L40 125L41 127H42V130L44 131V130H47V131H49L50 130V128H51V130L49 131V132H51L52 130H54L55 131V129H57L55 132L54 131H52V132H54L56 135H54V137H55V139L54 140H52V142H54V144H56V146H58L59 148H61V149H63V148H65L66 147V145H68V143L70 144L71 142H73L74 141V144H76V146H78L79 147V145L80 144H82L81 143V141L79 142V140L80 139H78V137H77V134L79 135V133H80V131L78 130V129H76V128H78V127H75V125L73 124H70L69 125V122L70 121H68V117L67 116H64V115H61V117L59 116V114H54V111L55 110H53L54 109V106L56 105H58V100H61L64 96H65V94L64 93H66L67 92V94L68 95H70L71 94V88L70 87H72V85L74 86V83L73 82H71ZM174 80V81H173ZM214 80V81H213ZM223 80L225 81V84H224V82H223ZM13 81V80H12ZM11 80H10V82H12ZM207 81V82H206ZM208 81L210 82V84H208ZM216 81V82H215ZM246 82V83H244V82ZM61 82V83H60ZM65 82H66V84H65ZM68 82V83H67ZM70 82V83H69ZM184 82V83H183ZM222 84V82H223V84L224 85H219L220 83ZM45 83L47 84V86L49 85V81L47 80V81H45ZM73 83V84H72ZM170 83V84H169ZM174 83H176V84H174ZM215 83H219V84H215ZM169 84V85H168ZM181 84V85H180ZM191 87H189L188 85ZM207 84L211 87V88H216L215 90L214 89H210V87L209 86H207ZM240 84V85H239ZM179 85V86H178ZM182 85H184V86H182ZM185 85H187L186 86V88H185ZM215 85H217L218 87H219V89L221 90V91H223V94H222V92H221V94H220V90L219 89H217V86H215ZM8 87V85H5L4 87H1L0 88V90L2 89V88H5V87ZM24 88H23V87ZM25 86H27V87H25ZM37 87V89H38V91H34L35 89H36V87ZM55 86V88H57V89H55V88H53V89H55V91L57 92V95H54V97L52 96V92H51V88L52 87H54ZM59 88H58V87ZM184 87V90H186V91H184L183 90V88L182 89H180V87ZM207 86V87H206ZM214 86V87H213ZM222 86H224V87H222ZM241 86V87H240ZM6 87V88H7ZM22 87V88H21ZM29 87V88H28ZM31 87H34V88H31ZM68 89H66V88ZM171 87V88H170ZM174 87V88H173ZM32 90H31V89ZM62 90H61V89ZM63 88H65V90L63 89ZM73 88V87H72ZM223 90H222V89ZM226 88V89H225ZM239 88H242V89H239ZM245 88V89H244ZM9 89V88H8ZM30 89V91L32 92H30V91H27V90H29ZM34 89V90H33ZM168 89H169V91H168ZM179 89V90H178ZM247 89H249V90H247ZM5 90V89H4ZM18 92H17V91ZM47 91V90H49L48 92H47V94H46V92L45 91ZM61 90V91H60ZM67 90V91H66ZM173 90V91H172ZM183 92H182V91ZM210 90H212L211 92H210ZM216 90H218V91H216ZM224 90H226V91H224ZM241 90H242V92H241ZM6 91H9V90H6ZM20 91V92H19ZM34 91V92H33ZM40 91H43V92H40ZM59 91V92H58ZM66 91V92H65ZM176 91H177V93L179 92H181L180 94H177L176 93ZM189 91V92H188ZM206 93H209V97H208V94L206 95L205 94V92ZM207 91H209V92H207ZM227 91H228V93H227ZM246 92V93H244V92ZM17 92V94H18V96H19V98L17 99L16 98V100H19V101H16V100H14V98H13V96H17V94L16 95H14L15 93ZM49 92L51 93V95L49 94ZM62 92V93H61ZM166 92H168V93H166ZM188 92V93H187ZM202 92V93H201ZM218 92V93H217ZM225 92V93H224ZM241 92V93H240ZM249 92H251V93H249ZM43 93V95L44 96H42L41 94ZM46 95H45V94ZM166 93V94H165ZM184 93V94H183ZM226 93H227V97H226ZM64 96H63V95ZM66 94V95H67ZM199 94V95H200ZM216 94L218 95V97L216 96ZM234 94V95H235ZM244 94V95H243ZM249 94V96H246V95H248ZM252 96H251V95ZM49 95H50V98H49ZM58 95L59 96H62V97H58ZM178 95V96H177ZM187 95V96H186ZM211 95V96H210ZM235 95V96H236ZM45 96H47V97H45ZM175 96L174 97H172L173 98V100H175L176 98H175ZM180 96V97H179ZM197 96V97H196ZM206 96V97H205ZM220 96V97H219ZM224 96V97H223ZM240 96H241V98H240ZM254 96V97H253ZM29 97V98H28ZM45 97L46 98V101H45V98L43 99V98ZM53 97V98H52ZM55 97H57L56 99H55ZM186 97H187V99H186ZM199 97V98H198ZM215 100H211L212 98ZM225 99H223V98ZM239 97V98H238ZM247 97V98H246ZM38 98V99H37ZM59 98V99H58ZM61 98V99H60ZM153 98V99H154ZM158 98V97H157ZM196 98H197V101H196ZM205 98H206V100H205ZM216 98V99H215ZM220 98V99H219ZM244 98V99H243ZM248 98H250V102H249V99ZM11 99H12V101H15V104H17V105H19L18 107H22L23 108V110L24 111H26V113H25V116H24V111H21V112H16V111H14V112H12V114H11V116H9V117H6V116H4V114L6 113V114H8L9 113V111L8 110H5V108L6 109H8L9 108V104H10V102H12L11 101ZM51 99V100H50ZM54 101H53V100ZM58 99V100H57ZM183 99V100H182ZM186 99V100H185ZM194 99V100H193ZM198 99H203L205 102L207 101V103H205V102H203V100L201 101V103H199L200 101L198 100ZM222 99V102H220V101H218V100H221ZM237 99V100H236ZM241 99V100H240ZM246 99V100H245ZM35 100V101H34ZM39 100H43L44 101V103H43V101L40 103V101ZM50 100V101H49ZM56 100V101H55ZM185 100V101H184ZM216 100H217V102H216ZM223 100H224V103H223ZM227 100L228 101H232L231 103H229V102H227ZM7 101H9V102H7ZM50 103H49V102ZM69 101V102H68ZM210 101H211V103H210ZM225 101H226V103H225ZM242 101H244V102H242ZM246 101V102H245ZM252 105V106H254L253 108L252 107H249V106H251L248 102ZM18 102V103H17ZM52 102H57L56 104H51ZM137 102H138V99H137ZM139 102H140V99H139ZM184 102V103H183ZM206 105V108H204L205 107V105L203 104V103ZM212 102H214V104H212ZM2 103V104H1ZM3 103H6V104H3ZM67 103H70V100H67V102L66 103H64V102H59V105L60 104H62L61 105V107L62 108H66L65 106H69ZM183 103V104H182ZM209 103V104H208ZM219 103V105H217ZM221 103V104H220ZM232 103H235V106H233V104ZM241 103H243V104H241ZM244 103H245V106L247 105V104H249V105H247L246 107H247V109H246V107H244ZM247 103V104H246ZM40 104H42V105H40ZM43 104H44V106H43ZM63 104H65V105H63ZM71 104V103H70ZM185 104H187V106L188 107H186V105ZM189 104V105H188ZM198 104H200V109L202 110V107H203V109H205V110H209L208 112L206 111H203L202 110V112H201V110L199 109V107L197 108V106H199ZM224 104V105H223ZM225 104H227V105H225ZM232 104V105H231ZM238 106H237V105ZM2 105H4V106H2ZM11 105V104H10ZM50 105V106H49ZM57 106V107H60V106ZM202 105H204V106H202ZM213 105H215L214 107H213ZM6 106V107H5ZM26 106V107H25ZM46 106V107H45ZM64 106V107H63ZM159 106H161V107H159ZM172 106V107H171ZM174 106V107H173ZM202 106V107H201ZM208 106V107H207ZM218 106H220V109L219 108H217ZM232 106L233 107V109L231 108L230 109V107ZM38 107H40L41 109H39ZM51 107V108H50ZM61 107H60V109H61ZM162 107H165V108H163V110L165 109V113L163 112V110H162ZM186 107V108H185ZM225 107H229V108H225ZM235 107V108H234ZM243 107V108H242ZM256 107V108H255ZM2 108L4 109V110H2ZM48 108H50V109H48ZM53 108V109H52ZM158 108V109H157ZM174 108V109H173ZM175 108H178V109H175ZM182 108H184L183 110H182ZM189 108H192V109H189ZM208 108V109H207ZM224 109V110H221V109ZM238 108H241V109H244V110H241V109H238ZM248 108H250V109H248ZM26 109H28V111L26 110ZM110 109V114H111V112H113L114 113V108L113 107H111V108H109ZM109 109H107V111L109 110ZM155 109H156V111H155ZM168 109V110H167ZM188 111H187V110ZM200 111H199V110ZM216 109H219V110H217L218 112L219 111H221V113L223 114V112L225 111V109H227L226 111H225V115L226 116H232V115H237L238 117H236V116H232V118L231 117H225V115L223 114V116L226 118V119H228V120H225V121H222V119H221V117H222V114L220 115V112L218 113V115H215L217 112L216 111H214V110H216ZM237 109H238V111H237ZM257 109V110H256ZM2 110V111H1ZM36 110H33L32 112H36ZM52 110H53V112H52ZM160 112H159V111ZM161 110H162V112H161ZM176 110H178L177 112H175ZM181 110V111H180ZM184 110H186V111H184ZM230 112H229V111ZM234 110H236L237 112H238V114L237 113H234V112H236V111H234ZM247 110H250V113H249V111H247ZM256 110V111H255ZM50 111V113H48V112ZM125 111V110H124ZM129 111V112H128ZM169 111V112H168ZM183 111V114H188V115H182L181 114V112ZM196 111V112H195ZM214 111V112H213ZM223 111V112H222ZM232 111V112H231ZM234 111V112H233ZM240 111H243L242 112V114H241V112ZM244 111H247L246 112V114H245V112ZM3 112V113H2ZM109 112H108V114H109ZM123 112V111H122ZM128 112V113H127ZM158 112V114H156V115H154L155 113H157ZM185 112V113H184ZM192 113V114H189V113ZM199 114H198V113ZM212 114V118L210 117V113ZM230 114H229V113ZM31 114V115H34V116H28V114ZM38 113V112H37ZM42 113V114H43ZM124 113V112H123ZM135 111H130V110H126L125 111V115L126 114H128L129 116H131V117H129L128 118V115L126 116V118L128 119V121L129 122H131L130 124H132V122H133V126H135L136 128L135 129H138L139 128V124L136 122L137 120H136V118L138 117V115H135ZM173 113V114H172ZM181 114V116L180 117H182L183 118V120L185 119H188V120H186V121H181L180 120V117L179 116H177V114ZM194 113V114H193ZM197 115H196V114ZM200 113H202L201 115H204L205 113H207V114H205V116H201L200 117ZM215 113V114H214ZM232 113H234V114H232ZM242 115H240V114ZM251 113L253 114V115H251ZM5 114V115H6ZM109 114V115H110ZM137 114V113H136ZM210 114V115H209ZM215 116H217V117H214V115ZM232 114V115H231ZM248 114V115H247ZM8 115H10V114H8ZM15 115V116H14ZM56 115L58 116V117H56ZM133 115H135V116H133ZM160 115V116H159ZM172 115H174L173 117L175 118V121L173 120L174 118L172 117ZM196 116V117H194V116ZM244 115H247L248 117H249V119H248V117L246 118ZM250 115V116H249ZM2 116V117H1ZM3 116H4V118H3ZM50 118V120L49 119H47L48 117ZM64 116V117H63ZM157 116V117H156ZM171 116V117H170ZM186 116V117H185ZM190 116L191 117H193L194 119H190ZM199 116V117H198ZM219 116V117H218ZM221 116V117H220ZM244 116V117H243ZM252 116V117H251ZM13 117V118H12ZM26 119H24V118ZM27 117V118H26ZM36 118V119H34V118ZM47 117V118H46ZM67 117V118H66ZM132 117H136V118H134V120H135V122H134V120H132L133 118ZM170 117V119H168ZM177 117V118H176ZM179 117V118H178ZM206 119H205V118ZM208 117V118H207ZM214 117V118H213ZM236 117V118H235ZM241 117V118H240ZM6 118V119H5ZM10 118H11V120H10ZM28 118H30V119H28ZM33 118V119H32ZM46 118V120L45 121H48L49 123H51V124H47V122H46V124L44 125V123H45V121H43L44 119ZM62 118V119H61ZM66 118V119H65ZM132 118V119H131ZM154 118V119H153ZM181 118V119H182ZM201 118H203L202 120L204 121V122H206V123H204L203 121H201ZM209 118H210V120H209ZM221 120H220V119ZM223 118V117H222ZM224 118V119H225ZM233 118H235V119H233ZM238 118H240L239 120H238ZM5 119V120H4ZM14 119H16V122H15V120ZM106 119V118H105ZM104 119V121H105V123L107 124L108 123V125H109V122L110 121H107L108 119L110 120V118H108V119H106L105 120ZM138 119V118H137ZM153 119V120H152ZM176 119L179 121V124H181L180 126L179 125H177L176 126V124H178L177 123V121H176ZM212 119V120H211ZM216 119H219L220 121H218V120H216ZM223 119V120H224ZM229 119H232L233 120V123H232V120H231V122H229L230 120ZM237 119V120H236ZM244 119H246V120H244ZM2 120V121H1ZM21 120V121H20ZM28 120H29V122H28ZM31 120V121H30ZM32 120H34V123H36V125L33 123V121ZM52 120V121H51ZM63 120V121H62ZM65 120V121H64ZM130 120H132V121H130ZM173 120V121H172ZM190 120H192V122L190 121ZM194 120V121H193ZM197 120V122H198V120H200V122H201V124L202 125H204L205 126V124L206 125H208V124H210V123H213L214 124V122L216 123L215 125H216V127H215V125H213V124H211V125H209V128L206 126V127H204V126H200V122L198 123V125H197V123L195 122ZM210 121V122H207V121ZM103 121V122H104ZM154 121V122H153ZM171 121L173 122V124L174 123H176V124H172L171 123ZM213 121V122H212ZM216 121H218L220 124H221V121L222 122H225V126H223L222 124V126L221 125H219V123L218 122H216ZM227 121V122H226ZM234 121L237 123H234ZM68 122V123H67ZM167 122L169 123L170 122V124H168L167 125ZM181 122V123H180ZM189 122H191V123H189ZM21 124V126H19L20 124ZM32 123H33V125H32ZM55 123L56 124H58V125H55ZM71 123H73V122H71ZM136 123H137V125H138V127H137V125H136ZM187 123H189V124H187ZM226 123H228V124H226ZM229 123H231V124H229ZM250 123V122H249ZM65 124V125H64ZM130 124H129V126H130ZM146 124H147V126H146ZM183 124H184V126H183ZM186 124L187 125H189V128H188V126H186ZM190 124H196L197 125V127L198 128H195L194 129V127H196V125H192V126H190ZM217 124L219 125V127H218V129L220 130L221 128L224 130V132H220V134L221 135H219L218 133H219V130L218 129H216V130H218L217 132V134H216V132H215V134L213 135L212 134V136H213V138H214V136H221V138H220V140L218 139V137H215V139H214V141L216 142V140L218 139L220 142H217V143H219L217 146L214 144V142H213V140H212V136H209V134H211V133H209V131H210V127L212 128L213 126V128L211 129L212 131H210V132H213V130L215 129V128H217ZM19 127H18V126ZM48 127H47V126ZM150 125H151V129H152V132H149L150 131ZM213 125V126H212ZM229 125V126H228ZM24 126V127H23ZM28 126V127H27ZM32 127V128H30V127ZM47 128H46V127ZM71 126H73V128H71ZM167 126H168V128H167ZM171 126H173V127H171ZM181 127V128H179V127ZM186 127L188 130L190 129V127H191V129L189 130V132H188V130L186 131L185 130V128H183V127ZM199 126L200 127H202V128H199ZM238 126H241V125H239L238 124ZM20 127H22L21 129H20V131H19V128ZM44 127V128H43ZM71 128V130H69V131H71V132H67V134H66V130L68 131V129H70ZM131 127H132V125H131ZM175 127H177V128H175ZM226 127H228L229 128V130H228V128H226ZM18 128V129H17ZM53 128V129H52ZM60 130H59V129ZM149 128V129H148ZM181 129V130H179V129ZM203 128H204V130H207V131H204L203 130ZM207 128V129H206ZM260 130L261 128H263V127H259L258 125L257 126H255L254 127V129H256L255 130V134L256 133H258V132H256L258 129ZM27 129V130H26ZM29 129V130H28ZM31 129V130H30ZM74 129V130H73ZM170 129V130H169ZM171 129H173L172 131H171ZM194 129V130H193ZM201 130V132H202V134H201V132H199L200 130ZM25 130V131H24ZM77 130H78V132H77ZM125 130V129H124ZM139 130V129H138ZM137 130V131H138ZM174 130H178V131H174ZM183 130V131H182ZM223 130H220V131H223ZM247 131V133H249V137H248V134L245 132L244 133V131ZM258 130V131H259ZM14 131V132H13ZM16 131L18 132L17 133V135L19 136V138L21 137V139H19L18 137L16 138V141H14L15 140V133H16ZM24 131V132H23ZM73 131V132H72ZM76 131V132H75ZM104 131V130H103ZM119 131H121V130H119ZM126 131V130H125ZM179 131H181V134H180V132ZM195 133H193V132ZM215 131V130H214ZM243 131V132H242ZM23 132V133H22ZM60 132V133H59ZM122 132H124L123 131V129H122ZM122 132H118V134H121ZM164 132V133H163ZM183 132V133H182ZM191 132V133H190ZM199 132V133H198ZM207 132V133H206ZM227 132V133H226ZM240 132H242V133H240ZM12 133V134H11ZM62 133V134H61ZM71 133H77V134H72L71 135ZM169 135H168V134ZM174 133H176V135L174 134ZM186 133V134H185ZM190 135V137H189V135ZM214 133V132H213ZM253 133H254V131H253ZM165 134V135H164ZM166 134H167V136H166ZM172 134V135H171ZM178 134V135H177ZM182 134H185V135H183L182 136V138H181V135ZM193 134V135H192ZM205 134H206V136H205ZM208 134V135H207ZM222 134H223V136H222ZM224 134H227L228 136H230V138H232V140L230 139V141H229V137L228 136H226L225 138H227V139H225V140H223V138L222 137H224L225 135ZM244 134V135H243ZM254 134V135H255ZM69 135V136H68ZM70 135H71V137H74V135H75V137H76V139L75 138H71L70 137ZM202 135H203V137H202ZM240 135H243V136H245L246 135V139H244L242 136H240ZM60 136V137H59ZM68 136V138H64V137H67ZM151 136V137H150ZM157 136V137H156ZM160 136V137H159ZM162 136V137H161ZM163 136H165V137H163ZM176 136H178V138L176 137ZM187 136V137H186ZM200 136V137H199ZM236 137V138H234V137ZM14 139H13V138ZM58 137V138H57ZM109 137H110V140H109ZM140 137V136H139ZM169 137H171V138H169ZM174 137V139H172ZM190 138V140H189V138ZM192 137L194 138V139H192ZM198 137V138H197ZM207 137V138H206ZM209 137H211V138H209ZM240 137H242V138H240ZM12 138V139H11ZM152 139V142H150L151 141V139ZM153 138H155V139H153ZM166 138H169L170 139V141L171 142H173L172 144L174 145V146H172V144L170 143V141H169V139L167 140ZM177 138V139H176ZM183 138H185V139H183ZM197 140H196V139ZM217 138V139H216ZM237 138H238V140L240 139V141H238L237 140ZM249 138V139H248ZM11 139V141H12V143H11V141H9ZM20 141H19V140ZM57 139V140H56ZM82 139V138H81ZM112 139V140H111ZM139 139V140H138ZM163 139H165V140H167V142H165ZM178 139H180L179 140V144L177 143L178 142ZM198 139H199V141H200V143H199V141H198ZM208 139V140H207ZM234 139V140H233ZM248 139V140H247ZM17 140L19 141V142H17ZM58 141V142H56V141ZM71 142H70V141ZM73 140V141H72ZM77 140H78V142H79V144H78V142H77ZM159 140H161V141H159ZM185 140H186V142H185ZM190 142V143H188V141ZM194 140H196V141H194ZM203 140H207V141H203ZM212 142H211V141ZM225 141V142H222V141ZM228 140V141H227ZM242 140H244V141H242ZM14 141V142H13ZM75 141H76V143H75ZM112 141V142H111ZM115 141H117V140H115ZM169 141V142H168ZM177 141V142H176ZM182 141V142H181ZM194 141V142H193ZM235 141V142H234ZM7 142V143H6ZM10 142V143H9ZM163 142H165V144L163 143ZM177 143V146H181V145H183L184 147L186 146L187 147V150H189L190 148V150L189 151H187L186 150V147L184 148V149H178V148H176V149H178V150H180L181 151V153H179V151L178 150H174L175 149V147H177L176 146V143ZM181 142V143H180ZM195 142H196V144H195ZM226 142H228V143H226ZM233 144H232V143ZM238 143V145H237V143ZM16 144V145H14V144ZM57 143H59L58 145H57ZM110 143V144H109ZM114 143H116V145H117V148L119 149H117L116 148V146H114L115 144ZM117 143H119V144H117ZM136 143V144H135ZM146 143V144H145ZM159 143V144H158ZM164 144V146L165 147H163V145L162 144ZM175 143V144H174ZM183 143V144H182ZM184 143H186V144H184ZM194 144V145H189L188 146V144ZM204 143H205V145H204ZM236 145H235V144ZM252 143H254V144H256V145H254V144H252ZM10 144V145H9ZM17 144H18V146H17ZM95 144H96V146H95ZM112 144H114V145H112ZM126 144V145H127ZM154 144H156L155 146L156 147H158L157 149L159 150L160 148H159V145L161 144L162 146H160L161 148H163L162 149V151L160 150L159 151V153H158V150H156V152H157V154L156 153H154L155 152V150H153L154 148H153V145ZM169 144V145H168ZM211 144H214V145H211ZM251 144V145H250ZM83 145V144H82ZM104 145H105V147H104ZM106 145L108 146V148L106 147ZM110 145H112V147L114 148H116L118 151H121L122 152V154L123 155H121V152L119 153L117 150L115 151ZM119 145V146H118ZM123 145H124V143H123ZM126 145H124V146H126ZM168 145V146H167ZM196 145H198L197 146V148H196ZM200 145V146H199ZM10 146V147H9ZM14 146H15V148H14ZM63 146V147H62ZM76 146H73L72 145V147L73 148H75ZM148 146V147H147ZM183 146H181V148H183ZM204 146V147H203ZM14 148V149H12V148ZM143 147H147V149H143V151H142V148ZM203 147V148H202ZM210 147V148H209ZM213 147V148H212ZM36 148H39L38 146L36 147ZM98 148V149H97ZM99 148H104V149H106L107 151H110L109 153H107V152H105L104 153V149L102 150V149H99ZM169 148H171V149H169ZM172 148H173V152H172ZM207 150H206V149ZM218 148V149H217ZM11 149V150H10ZM122 149V150H121ZM165 149V150H164ZM193 149V150H192ZM114 153H119L120 154V156H123L122 158L120 157V156H118V155H115V154H113V152ZM147 150V151H146ZM164 150V151H163ZM185 150L187 151V152H185ZM192 150V151H191ZM92 151H94L93 153H92ZM96 151V152H95ZM102 151V152H101ZM142 151V152H141ZM150 151V152H149ZM171 151V152H170ZM99 152H100V154H99ZM164 152H165V154H164ZM186 154H185V153ZM227 152V153H226ZM74 153V154H73ZM90 153H92L91 155H90ZM112 154V157L110 158V156H111V154ZM162 153V154H161ZM166 153L167 154H169V156L168 155H166ZM189 153H192V154H189ZM236 153V154H235ZM80 154H81V156H80ZM93 154H95V155H98V157L96 158V159H94L96 156H94ZM110 154V156H108ZM160 154V155H159ZM170 154H174L173 156L172 155H170ZM137 155V154H136ZM139 155L141 156V158H142V160L144 159V162H142V160H140L142 163H140V161H138L137 162V160L136 159H138L139 160ZM145 155H147V156H150V158L147 160V161H145L146 160V156ZM157 155V156H156ZM180 155H182V156H180ZM185 155V156H184ZM93 156V157H92ZM100 156V157H99ZM101 156H103L102 158H101ZM163 156V157H162ZM168 156V157H167ZM171 156V157H170ZM228 156H230V157H228ZM6 157H8V156H6ZM78 157V158H77ZM85 157V158H84ZM118 157H120L118 160H117V158ZM129 157H131L130 158V161H132L133 162V160L135 161V163L133 164L132 162L130 163V161L128 162V158ZM84 158V159H83ZM102 160H101V159ZM104 158H105V160L108 162V160H109V165L108 164H106V165H104L105 163H107L105 160H104ZM140 158V159H141ZM151 158H152V160H151ZM87 159V160H86ZM93 159V160H92ZM97 159H99V161H101V162H99V161H96ZM114 159V160H113ZM124 161H123V160ZM154 159V160H153ZM237 159V160H236ZM75 160V161H74ZM85 160V161H84ZM95 160V161H94ZM157 160H158V162H157ZM174 160V161H173ZM223 160V161H222ZM230 160V161H229ZM116 161H119L118 163L116 162ZM125 162V163H123V162ZM173 161V162H172ZM228 161V162H227ZM85 162H90L89 163V165H88V163H85ZM98 162V163H97ZM113 162V163H112ZM121 162H122V164H121ZM164 162H166V163H164ZM225 163V165L227 164L228 166H227V168H226V166L225 165H223L224 163ZM230 162V163H229ZM263 162V163H262ZM103 165H102V164ZM157 165V167H156V165ZM160 163V164H159ZM164 163V164H163ZM229 163V164H228ZM73 166H75V167H73L72 168V165ZM81 164V165H80ZM85 164V166L83 167V165ZM87 164V165H86ZM101 164V165H100ZM112 164V165H111ZM132 164V165H131ZM140 164V165H139ZM141 164H143V165H141ZM233 166H232V165ZM99 167H97V166ZM107 165L108 166H110V167H107ZM116 165V166H115ZM150 165V166H149ZM221 165H222V167H221ZM80 166V167H79ZM101 166V167H100ZM132 166V167H131ZM149 166V167H148ZM219 166H220V168H219ZM225 166V167H224ZM71 168V170H70V168ZM231 167V168H230ZM234 167H236V169L234 168ZM105 169V170H103V169ZM129 168V169H128ZM227 169V171H228V173H227V171H223V170H226ZM234 168V169H233ZM238 168V169H237ZM37 170V168L36 167H34V170ZM69 169V170H68ZM123 169V170H122ZM135 169H136V171H135ZM223 169V170H222ZM231 169H232V171H231ZM242 169V170H241ZM245 169V170H244ZM257 169V170H256ZM33 170V171H34ZM35 170V171H36ZM85 170V171H84ZM98 170V171H97ZM102 170V171H101ZM253 170V171H252ZM34 171V172H35ZM84 171V172H83ZM219 171V172H218ZM221 171V172H220ZM231 171V172H230ZM236 171V172H235ZM243 171H244V175L245 176H243L242 175V173H243ZM72 172H70V173H72ZM108 172V173H107ZM230 172V173H229ZM250 174H249V173ZM91 173V174H90ZM104 173V174H103ZM110 173V174H109ZM218 173V174H217ZM234 173V174H233ZM238 173H241V174H238ZM253 175H252V174ZM258 173V174H257ZM60 174V175H59ZM58 175H59V177H58V175L56 176V177H58V179L57 178H54V182H52V185L53 186H55L54 188L52 187V191L54 192H56V190L58 189V190H61L62 192L64 191V189H65V187H63L64 185H66V181H64L63 179V176H64V172H63V174L60 172ZM81 174V175H80ZM86 174H87V176H86ZM229 174V175H228ZM233 174V175H232ZM236 174H237V176H236ZM250 175V177H251V181L249 180L250 179V177H249V175ZM260 174V175H259ZM263 174V175H262ZM79 175V176H78ZM108 176V178H107V176ZM111 175H113L112 177H111ZM225 175H226V177H225ZM240 175V176H239ZM62 176V177H61ZM75 176H77V178H75ZM83 176H84V178H83ZM224 176V177H223ZM227 176H229L228 178H227ZM79 177V178H78ZM124 177V178H123ZM208 177V178H207ZM258 177H260V178H258ZM61 178H63V179H61ZM75 178V179H74ZM115 178V179H114ZM220 178V179H219ZM252 178H253V180H252ZM56 179H57V181H59V182H57L56 181ZM77 179V180H76ZM78 179H79V181H78ZM104 179H106V180H104ZM108 179V180H107ZM218 179H219V181H218ZM226 179V180H225ZM104 180V181H103ZM112 180H115V181H112ZM123 180V181H122ZM216 180V181H215ZM60 181H62L61 183H60ZM64 181V182H63ZM73 181H76V182H73ZM81 181V183L79 184V182ZM85 181V182H84ZM108 181V183H106ZM208 181V182H207ZM220 181H222V182H220ZM228 181V182H227ZM261 181H263V180H261ZM82 182H84V183H82ZM87 182V183H86ZM100 182H101V184H100ZM103 182V183H102ZM213 182V183H212ZM65 183V184H64ZM75 185H74V184ZM104 183H105V185H104ZM109 183H112L111 185L109 184ZM131 183V184H130ZM177 183V184H176ZM206 183H208V184H206ZM220 183H222V184H224V185H221ZM240 183V184H239ZM248 183V184H249ZM63 186H62V185ZM70 184H68L67 185V187H69L70 188ZM106 184H107V186H106ZM134 184V185H133ZM209 184H210V186H209ZM217 184V185H216ZM162 185V186H161ZM171 185V186H170ZM226 185H227V189H225L226 188ZM236 185V186H235ZM58 188H57V187ZM110 186H112V187H110ZM127 186V187H126ZM144 186V187H143ZM169 186V187H168ZM221 186H222V188H221ZM224 186V187H223ZM242 186V187H241ZM59 187H61V189L59 188ZM66 187V190L68 189ZM72 187V186H71ZM130 187V188H129ZM139 187H140V189H139ZM161 187V188H160ZM235 187V188H234ZM104 190H103V189ZM156 188V189H155ZM163 188V189H162ZM172 188V189H171ZM174 188V189H173ZM206 188V189H205ZM230 188V189H229ZM232 188V189H231ZM95 189V191L96 192H94L93 190ZM101 189V190H100ZM128 189V190H127ZM141 189H142V191H141ZM145 189H147V190H145ZM165 189H167V192H166V190ZM203 189V190H202ZM205 189V190H204ZM210 189H211V192H210ZM262 191H261V193L264 195V185H263V187H262ZM65 190V191H66ZM99 192H98V191ZM103 190V191H102ZM106 190V191H105ZM108 190V191H107ZM134 190V191H133ZM149 190V191H148ZM158 190H160V191H158ZM144 191V192H143ZM146 191H148V192H146ZM157 191V192H156ZM161 191H163V192H161ZM166 192V194H165V192ZM203 191V192H202ZM204 191H208L207 193L205 192V194H204ZM221 191V192H220ZM101 192H103V193H101ZM104 192H106V193H104ZM111 192V193H110ZM133 192V193H132ZM140 192H143V193H140ZM150 192V193H149ZM154 192V193H153ZM216 192V193H215ZM234 194H233V193ZM101 193V194H100ZM115 193V194H114ZM139 193V194H138ZM144 193H146V194H144ZM151 193H152V195H151ZM157 193V194H156ZM159 193V194H158ZM201 193V194H200ZM222 193L220 194V195H222ZM70 193H67V195L66 196H68ZM80 194V195H81ZM90 196H89V195ZM110 194H113L112 196H110ZM143 194V195H142ZM149 194V195H148ZM71 195V194H70ZM69 195V196H70ZM95 195V196H94ZM98 195H99V197H98ZM104 195V196H103ZM125 195V196H124ZM136 195V196H135ZM142 195V196H141ZM199 195V196H198ZM202 195H204L202 198H201V196ZM207 195V196H206ZM213 194H211V196H212ZM220 195L218 196V195H215L218 199H219V197H220ZM65 196V199H67L68 197H66ZM164 196V197H163ZM210 196V197H211ZM215 196H213L214 197V200H217L216 198H215ZM237 196V197H236ZM246 196V197H245ZM104 197H106V198H104ZM140 197H142V198H140ZM147 197V198H146ZM196 197H197V199H200V200H198L197 201V199H196ZM213 197H212V200H213ZM240 197V198H239ZM243 197H244V200H243ZM83 198V199H84ZM95 198H98V199H95ZM100 198V199H99ZM104 198V199H103ZM237 198V199H236ZM93 199V200H92ZM102 199V200H101ZM211 199V198H210ZM85 200V199H84ZM83 200V201H84ZM96 200H99V201H96ZM201 200H203V201H201ZM66 201V200H65ZM95 201H96V203H95ZM104 201V202H103ZM138 203H137V202ZM193 201V202H192ZM201 201V202H200ZM77 202H82V200L81 201H77ZM134 202V203H133ZM136 202V203H135ZM149 202V203H148ZM198 202H200V203H202L203 205H201L200 203H198ZM213 202V201H212ZM215 202V201H214ZM213 202V203H214ZM236 202V201H235ZM10 203V202H9ZM8 203V205L6 206V204H4V203H0V213L2 214V216H1V214H0V217H2V218H7V217H9V216H11L12 215V210L14 209V207L18 204V202H15V203H10L9 204ZM60 202H57V204H59ZM83 203V202H82ZM191 203H192V205H191ZM217 203H218V201H217ZM13 204V205H12ZM135 204V205H134ZM225 204V203H224ZM223 203H222V205L223 206H225ZM19 205V204H18ZM53 205H56V203L55 204H53ZM98 205V206H97ZM121 205V206H120ZM196 205V206H195ZM201 205V206H200ZM210 205H213V204H210ZM209 205V206H210ZM214 205H216V204H214ZM256 205H258V204H256ZM91 206V207H90ZM132 206V207H131ZM209 206H207V207H209ZM259 206V205H258ZM257 206V207H258ZM261 206V208H264V205L262 204V205H260ZM259 206V207H260ZM7 207V208H6ZM17 207V206H16ZM126 207V208H125ZM135 207V208H134ZM192 207H194V208H192ZM213 209H214V206H211ZM211 207H209V208H207V210L208 211H210L211 213H209L207 210H206V212H207V214H205V217L207 218V220H206V223H211V222H213L214 220H215V213L214 212H212V211H214ZM90 208V209H89ZM215 208H216V206H215ZM9 209H11V210H9ZM91 209H93V210H91ZM114 209H115V211H114ZM117 209V210H116ZM136 209V210H135ZM192 209V210H191ZM84 210H88L89 211V213L88 212H86V211H84ZM76 211H78V212H76ZM99 211V212H98ZM114 211V212H113ZM131 213H130V212ZM109 212V213H108ZM110 212H111V214H110ZM123 212V213H122ZM128 212H129V214H128ZM148 212V213H147ZM215 212H216V209H215ZM97 213V214H96ZM103 213V214H102ZM108 213V214H107ZM133 213V214H132ZM72 214H73V217H72ZM74 214H76V216L74 215ZM86 214H88V215H86ZM115 214H118V215H115ZM187 214V215H186ZM212 214V215H211ZM105 215V216H104ZM115 215V216H114ZM168 215H170V217L168 216ZM186 215V216H185ZM208 215H210V218H209V216ZM79 216H81V217H79ZM84 216H85V218H84ZM96 216H98V217H96ZM99 216H100V218H99ZM106 216H108V217H106ZM138 216V217H137ZM76 219H75V218ZM89 217V218H90ZM101 217H103V218H105L104 220H103V218H101ZM111 219H110V218ZM131 217V218H130ZM133 217V218H132ZM176 217V218H175ZM80 218V219H79ZM83 218V219H82ZM166 218V219H165ZM182 218V219H181ZM82 220V221H79V220ZM95 219H96V221H95ZM98 219V220H97ZM100 219V220H99ZM108 219H109V221H108ZM113 219V220H112ZM163 219V220H162ZM165 219V220H164ZM210 219H213L212 221L210 220ZM72 220H74V221H72ZM101 220H103L105 223H107V224H105L103 221H101ZM106 220V221H105ZM170 220V221H169ZM211 222H210V221ZM161 221V222H160ZM96 222V223H95ZM160 222V223H159ZM11 223H13V226H16L15 225V222H11ZM11 223H9V224H11ZM77 223V224H76ZM79 223V224H78ZM104 223V224H103ZM119 223V224H118ZM9 224H7L8 225V227H10V225ZM109 224H110V226H109ZM123 224V225H122ZM127 224V225H126ZM169 225L170 227H168V226H166V225ZM218 225V224H217ZM217 225H215V227L217 226ZM12 226V227H13ZM103 226V227H102ZM106 226H107V228H106ZM120 226V227H119ZM160 226V227H159ZM163 226V227H162ZM174 226V227H173ZM176 226H178V228H175ZM75 227V226H74ZM112 227V228H111ZM133 227V228H132ZM30 228V227H29ZM29 228H21V230L19 231H17V242L19 243V242H21V244H23L22 245V248H23V250L25 249V251L26 250H28V247L26 248V245H28V246H33V247H35L36 246V243H37V247H39V246H41L40 247V249L41 248H46V247H48V246H46V245H50L51 247L52 246H54V245H57L58 243H59V241H60V239L57 237V236H55V235H53V234H49L50 233V230H47V229H45L46 230V232L44 231H42V232H36V233H34V235H33V233H31V230L32 229H29ZM76 228V227H75ZM102 228H103V230H102ZM114 228V229H113ZM116 228V229H115ZM120 228V229H119ZM161 228H166V229H168V228H170V229H172V230H174V233H172V234H170V236H168V235H162V234H160V229ZM218 228V227H217ZM26 229V230H25ZM29 229V230H28ZM81 229V228H80ZM80 229H78V230H80ZM98 229H99V231H98ZM108 229V230H107ZM123 229V230H122ZM125 229V230H124ZM137 229H139V230H137ZM177 229V230H176ZM194 229H198V227H194ZM76 230H77V228H76ZM94 230H93V232H94ZM100 230H102V234L101 233H99L100 232ZM109 230H110V233H108L109 232ZM136 230V231H135ZM220 230V229H219ZM219 230L217 229H215V232L214 233H216L215 235H217L218 233H219ZM28 233H30V236H29V233L28 234H26V232ZM48 231V232H47ZM106 231H107V233H106ZM144 231V232H143ZM175 231H177V232H175ZM214 231V230H213ZM112 232V233H111ZM156 232H157V234H156ZM212 232V231H211ZM19 233H21L22 234V236H21V234H19ZM24 233V234H23ZM47 233V234H46ZM98 233L99 234H101V235H99V236H96L95 234H97L98 235ZM109 235V236H106V235ZM139 234V235H138ZM160 234V235H159ZM185 234H187V233H185ZM28 235V236H27ZM38 235V236H37ZM92 235H95V236H92ZM126 235V236H125ZM128 235V236H127ZM140 235H141V238H140ZM212 235H213V232H212ZM211 235V237H214V236H212ZM129 236H130V238H129ZM136 236H139L138 238H136V240H138L139 239V242L141 243H143V242H146V243H144L145 244V246L147 245H149V248H148V252H146L145 254H146V256H145V254H143V256H142V254H141V256H139V254L138 255H136V256H134V258L133 257H130L129 256V254H128V252L126 251V250H124L126 247H128V243L126 242L127 240H126V238H128V240L129 239H134V237H136ZM183 236V237H182ZM20 237V238H19ZM23 237H24V239H25V241H24V239H23ZM29 237V238H28ZM50 237V238H49ZM54 239H53V238ZM108 237V238H107ZM143 237V238H142ZM23 240H22V239ZM90 237H88V238H86V239H88V240H91V239H89ZM123 238V239H122ZM235 238V237H234ZM237 238V237H236ZM21 239V240H20ZM29 239V240H28ZM58 239V240H57ZM84 239V238H83ZM82 239V240H83ZM108 239H109V241H108ZM112 239V240H111ZM140 239L142 240V241H140ZM157 239V240H156ZM52 240V241H51ZM147 240V241H146ZM56 241V242H55ZM92 241V240H91ZM108 241V242H107ZM110 241H112V243L110 242ZM124 241V244L125 243H127L126 244V247H125V245L122 243ZM23 242V243H22ZM54 242H55V244H54ZM194 242H195V244H194ZM31 243H32V245H31ZM43 243V244H42ZM53 245H52V244ZM107 243H109V244H107ZM121 243V244H120ZM139 243V244H140ZM152 243V244H151ZM219 243V241L216 243V244H218ZM25 244V245H24ZM33 244H35V246L33 245ZM40 244V245H39ZM94 244V245H93ZM98 244V245H97ZM106 244V246H104ZM159 244H161V245H159ZM168 244V245H167ZM108 245V246H107ZM118 245V246H117ZM197 245V246H196ZM132 246V245H131ZM164 246H168L169 248H165ZM175 246V247H174ZM196 246V247H195ZM118 247H120V248H122V250L120 249V248H118ZM125 247V248H124ZM133 247V246H132ZM44 248L42 249L43 251H45L44 250ZM160 248V249H159ZM120 249V250H119ZM155 249V250H154ZM170 249V250H169ZM196 249V250H195ZM1 250H3V249H1ZM1 250H0V261L2 260V256H3V253H4V251L1 253ZM108 250V251H107ZM114 250V251H113ZM123 250H124V252H123ZM175 250V251H174ZM179 250V251H178ZM98 251V252H97ZM106 251V252H105ZM162 251H163V253H162ZM168 251H171V252H169L168 253ZM109 252H110V255H109ZM154 252V253H153ZM195 252V253H194ZM93 253V254H92ZM191 253V254H190ZM194 253V254H193ZM168 254V255H167ZM130 257V258H129ZM186 260V259H185ZM2 262V261H1ZM48 262V261H47ZM97 262H94V263H97ZM99 263V264H100ZM0 264H2V263H0ZM45 264H46V262H45Z\"/></svg>", "mask_w": 264, "mask_h": 264}]
</instances>
